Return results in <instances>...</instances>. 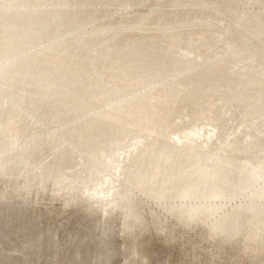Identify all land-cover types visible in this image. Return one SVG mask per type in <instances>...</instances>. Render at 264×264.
I'll return each mask as SVG.
<instances>
[{"label": "rangeland", "instance_id": "rangeland-1", "mask_svg": "<svg viewBox=\"0 0 264 264\" xmlns=\"http://www.w3.org/2000/svg\"><path fill=\"white\" fill-rule=\"evenodd\" d=\"M41 1L43 2L41 3ZM109 1L111 2L109 3ZM46 3L48 6L46 5ZM4 6L8 8L6 9L4 8ZM23 6H24V9H23ZM36 6H39V7L36 8ZM40 6H43V7H40ZM96 6H97V9H96ZM13 9L17 11L14 12ZM35 9L38 11H36ZM0 10H1L0 11V16H1L0 17V21H1L0 27L4 25L2 28H0V44H1L0 45V63H1L0 71L3 72V73L1 72L2 74L0 73L1 75L0 76V102L4 103V104L0 103V125H1L0 126V153H1L0 154V165L2 164V166H0V193L2 192V194H0V233H2L1 236L3 237L1 238L0 236V245L1 243H4L5 241L11 239V237L13 236L20 235V234L22 235L23 232L26 233L27 231V234L31 233V229L30 231H28L29 229L28 230H25V229L31 224L34 228L36 224L40 223L39 227H43L42 233L43 234L45 233L44 235L45 236L47 235L46 237H48L50 240L53 241L51 242L53 247L54 246L61 247L65 243L66 238H63V234L65 232H63L62 230L69 229L70 226H74V227L81 226V228L83 227L84 230L87 229L85 230L87 233L93 232V234L91 233L92 236L90 235V238L88 237L87 239L84 240V242L82 240L83 242L82 244H87L89 248L92 247L91 249L94 248V251H92V253H90L88 256L89 260L84 257L83 258L81 257L82 259L81 258L77 259L75 262H73L74 264H91L93 260L94 261L92 264H97V263L107 264L108 262H109L108 264H111V263L112 264L114 263L115 264H244V263L245 264H264V119H263L264 118V96H263L264 95V77H263L264 75V71H263L264 70V0H207V1L206 0H198V1L197 0L196 1L195 0H177V1L176 0H61V1L60 0H34V1L33 0H2L0 1ZM17 12L18 14H16ZM31 12L33 13L31 14ZM39 12H42V13H39ZM26 14H28L29 17ZM21 16L23 17L24 20L21 19L22 18ZM14 17H16V19ZM18 17L20 19H18ZM30 17H33V18H30ZM1 18L4 20H1ZM34 18L36 21L33 20ZM39 18L43 19L44 21L40 20ZM51 18L53 19V21L51 20ZM165 20H168V21H165ZM14 22L15 24L13 25ZM35 22H37L40 25V27L38 26L37 23L35 24ZM5 23L7 24L5 25ZM32 23L35 25H32ZM18 25L21 27H17ZM41 25L43 28H41ZM69 28L70 30H68ZM167 28L169 29L167 30ZM41 29H42V32H40ZM202 29L203 30L206 29V31L202 32ZM26 30L28 31V33ZM219 33L221 35H219ZM154 37L156 39H154ZM218 38L220 39L218 40ZM237 39H239L240 42ZM24 40L26 43H24ZM140 41H141V44H140ZM152 42L153 44L154 43L155 44L153 45ZM32 43H33V46H32ZM173 43H175V45ZM201 43L204 45L202 46ZM37 44H39L40 46L39 45L37 46ZM117 44L118 46H116ZM158 44L159 45L161 44L164 47H160L161 45L158 46ZM239 44L240 46H238ZM156 45L159 49L157 47H156L157 49L154 47ZM233 45H237V48L239 50L238 51L232 50L230 47H232ZM126 46L129 47L130 49L127 48ZM27 49L29 52H27ZM149 49H151L152 51ZM20 50L23 52H21ZM175 50L179 53H177ZM202 51H203V54H202ZM135 52L136 53L139 52V53L136 54ZM152 52L154 53V55ZM155 52H156V55H155ZM176 54H179V56ZM205 54H207L208 56H206ZM257 54L258 55L261 54L259 55L260 57ZM28 56L29 57L33 56V57L29 58ZM201 56L203 57L202 60H201ZM193 57H197V58L194 59ZM245 57L247 58V60H245L246 59ZM18 58L22 60L20 61V59ZM105 58L106 60L104 61ZM209 58H211V60ZM172 59H175V60H173L172 62ZM192 59L195 60L196 62L193 61ZM223 59L224 61H222ZM253 59L254 61L255 60L256 61L254 62ZM147 61L149 62L147 63ZM177 61L179 62V64L180 63L181 64L179 65ZM188 61L189 62L191 61V63L193 61V63L191 64ZM236 61H237V65L235 63ZM215 62L217 64L220 62L221 66L219 64L217 65ZM3 63H5L4 66L2 65ZM19 64H21L22 67ZM193 64L195 65L198 64L199 66L198 65L195 66ZM256 64L258 65V67H256L257 66ZM186 65H188V67H186ZM96 66H99V67L97 68ZM147 66L150 68H148ZM151 66L153 68H151ZM40 67H42V69ZM215 67L217 70L215 69ZM163 68H165L166 70L164 71ZM185 68L186 69L188 68V70H186ZM189 68H192L193 70ZM208 69H209V72L210 71H214V72H210V73L205 72V71H208ZM155 70L157 72L159 71L158 72L159 74H157ZM191 70L193 73L191 72ZM218 70H219V73H218ZM163 71L165 72V74ZM104 72L106 73L103 74ZM216 72L217 74H215ZM230 72L236 73V75L233 73L231 74ZM230 74L232 76H230ZM183 75L184 76L186 75V76L184 77ZM218 75H221L222 77ZM103 76L105 78H103ZM237 76L238 78H236ZM198 77L200 78L197 81ZM195 78L196 80H194ZM44 80H46V83ZM182 81H184L183 82L184 84L182 83ZM227 81L229 84L227 83ZM199 82H200V85H199ZM225 82H226V86L224 85ZM174 85H175V88L173 87ZM201 85H202V88H201ZM251 86H253L254 89L253 87L251 88ZM3 88H5V90ZM100 89L101 90L103 89V90L101 91ZM142 89H145V90L142 91ZM225 89L226 90L228 89V90L226 91ZM182 90L184 91L182 92ZM257 90L258 91L260 90V92H258ZM215 91L216 92L218 91V92L216 93ZM192 92L194 94H192ZM104 93L105 95H102ZM255 93L256 95L259 93L257 96L258 97L261 96L260 99L255 95ZM47 95L49 97H52V99L49 98ZM194 95H196V97H194ZM24 96L25 98H23ZM222 98H223V101H222ZM85 99L87 100V102ZM35 100L37 101L35 102ZM230 100H232L233 104L231 103ZM113 102H115L114 106H113ZM117 102L118 104L119 103L120 104L118 105ZM226 102L229 104H227ZM194 103L197 105H195ZM68 104L70 107L68 106ZM27 105L28 107H26ZM66 106H68L69 109ZM257 106L259 107L257 108ZM20 107L21 108L23 107V108L21 109ZM209 108H211V110ZM68 111L69 112L71 111V112L69 113ZM31 112L33 113L31 114ZM102 112L103 113L105 112V113L103 114ZM211 112H213L215 115ZM230 112L232 116L231 114H229ZM47 113L48 114L50 113V114L48 115ZM207 113L210 115H207ZM9 114L10 115L12 114V115L10 116ZM45 114H47V116ZM197 114L200 116H198ZM228 115L231 117H229ZM184 116L185 117L187 116V117L185 118ZM203 116L205 117L204 119H203ZM32 118L33 119L35 118V119L33 120ZM214 119L216 120L214 121ZM61 121L63 122V124ZM28 122L33 123V124H29ZM36 122H38V125ZM97 122L100 124H98ZM242 122H245V124ZM196 123L199 126L195 125ZM205 124L207 125L205 126ZM39 126H41L42 129ZM245 127L247 128L248 131L250 130L249 133ZM242 128L245 130H243ZM111 129L113 131H111ZM79 130L81 131V133ZM175 131H177V133ZM228 131L230 132L228 133ZM88 133L91 135L89 136ZM93 133L95 135H93ZM186 133L188 134L185 135ZM189 133H191L192 135ZM197 133L202 135V137ZM235 133L237 134L240 133L241 135L240 134L237 135ZM18 134H19V137H18ZM127 135L128 137H126ZM197 135H198V138H197ZM176 136L177 137L179 136V137L177 138ZM181 136L182 137L185 136V137L182 138ZM191 136H192V139H191ZM187 137H188V140H187ZM168 139H171V140H168ZM132 140H134V142H132ZM55 141L58 144H56ZM84 141L86 142L84 143ZM22 142L24 144H22ZM54 144L56 145L57 150ZM12 145H13V148H12ZM133 145L135 146V148ZM90 146H91V149H89ZM108 146H109V149H108ZM7 150H9L11 154ZM128 153H131V154L127 155ZM83 154L84 155L86 154V155L84 156ZM101 155H103L102 156L103 158L100 157ZM69 160L70 162L72 160V163H70ZM122 162L123 163L125 162V163L123 164ZM94 164L97 166L95 167ZM62 165L63 167H61ZM36 167H37V170H36ZM172 170L175 172H173ZM124 171H125V174H124ZM107 173L110 175L111 178L109 177V175L107 176ZM1 176L3 177L1 178ZM55 176L56 177L58 176V177L56 178ZM112 177L114 178V180L115 179L116 180L113 181ZM119 177H122V178L120 179ZM157 178H159V180ZM118 180H119V183H117ZM164 180L165 182L166 181L167 182L166 183L163 182ZM90 181L91 182L96 181V182L94 184L95 187H92V190L90 189L91 191L87 193L88 195L85 193L83 195L84 198L80 196V199L78 198L77 200L73 202L69 201L70 205L67 203L68 206L64 204L65 210H64L63 215L57 216L56 214H57L58 207L60 206V204L63 205V203H66V198L68 199L72 193L76 192V189L77 190L81 189L83 186L90 183ZM103 181L105 182L103 183ZM73 183H74V187H73ZM156 184H159V186ZM97 185L100 188L96 187ZM116 185H119V186L117 187ZM12 186L14 187L12 188ZM54 186L56 187V189ZM18 187L21 189H19ZM110 188L112 189L110 190ZM69 190H70V193H69ZM19 191H20V194H19ZM101 193L102 195H99ZM111 193L112 195L110 196ZM54 195L55 197H51ZM65 195H67L68 197ZM47 196H49L50 198H48ZM15 199H16V202H15ZM54 199H56V201ZM52 200H53V203H52ZM90 200H92L93 202ZM101 201H104L106 203H102ZM89 203L92 206H90ZM6 204L7 205L10 204V205L7 206ZM30 204H32L33 206H30ZM117 204L121 205V207L117 208L116 207ZM114 205L115 207H113ZM100 206H101V209H100ZM21 208H24V209H21ZM37 208L38 210H40V212H38ZM81 208L82 210H80ZM110 208H113V209L110 210ZM92 210L94 212L96 211L95 212L96 214ZM5 211L7 213H5ZM18 212H19V215H18ZM79 213L81 216H79ZM111 213L113 214L111 215ZM190 213L191 214L196 213V215L195 214L190 215ZM99 214H102V216ZM28 215L30 216L27 217ZM33 215H35V217ZM72 215L74 217H72ZM95 215L96 217L98 215V217L96 218ZM54 217L61 219L62 220L61 224L65 223V224H68V226L66 225L67 227L66 226L65 228L63 227L64 229L63 228L59 229L58 226L60 224L56 226L55 224L52 223V219ZM78 217H80L82 220L80 218L77 219ZM100 217H101V220H99ZM48 219H50V221ZM71 220L73 221V223ZM32 222H35V224H33ZM88 222L91 224L89 225ZM96 222L98 223L99 226H97ZM104 223L106 225L105 226L106 228L103 227ZM92 224H94L93 227H92ZM108 224H110V227L108 226ZM9 225H11V227ZM20 225L22 227L21 229H20ZM45 226H48L46 227L47 229H45ZM94 227L96 228L94 229ZM88 228L90 229L88 230ZM2 229H3V232H2ZM97 230L100 232H98ZM14 231L17 232L15 233L16 235L15 234L12 235ZM110 233H111V237L109 236ZM107 234L108 236H106ZM56 235H59L61 238ZM114 237L116 238L112 240ZM95 238L97 239L96 242H95L96 240ZM61 239L63 240V242H61L62 241ZM105 248H108L109 250ZM114 249L115 250L117 249L116 253ZM76 250L78 251L79 248L77 247L76 249H74L73 253L70 251L71 255L67 253L65 257L68 260H70L72 259V257H75V255L76 257L79 256L77 255L78 252H76ZM94 252L96 254H94ZM113 252L115 254H113ZM100 254L103 257L105 255L106 256L102 258V256H99ZM110 256H112V258ZM97 257H98V260L100 261L97 260ZM109 259L112 261H109ZM73 263H70V264H73Z\"/></svg>", "mask_w": 264, "mask_h": 264}, {"label": "bare ground", "instance_id": "bare-ground-1", "mask_svg": "<svg viewBox=\"0 0 264 264\" xmlns=\"http://www.w3.org/2000/svg\"><path fill=\"white\" fill-rule=\"evenodd\" d=\"M0 1H2V0H0ZM33 1H34V0H33ZM60 1H61V0H60ZM176 1H177V0H176ZM195 1H196V0H195ZM197 1H198V0H197ZM206 1H207V0H206ZM4 2H6V1H4ZM9 2H10V1H9ZM17 2H18V1H17ZM21 2H23V1H21ZM27 2H29V1H27ZM42 2H43V1H41V3H42ZM47 2H48V1H47ZM55 2H57V1H55ZM63 2H64V1H63ZM67 2H68V1H67ZM70 2H71V1H70ZM78 2H79V1H78ZM78 2H77V3H78ZM107 2H108V1H107ZM110 2H111V1H109V3H110ZM234 2H235V1H234ZM246 2H248V1H246ZM1 3H2V2H1ZM52 3H53V1H52ZM77 3H76V4H77ZM97 3H98V2H97ZM10 4H11V3H10ZM12 4H13V3H12ZM30 4H31V2H30ZM60 4H61V3H60ZM67 4H68V3H67ZM82 4H83V3H82ZM99 4H100V3H99ZM106 4H107V3H106ZM123 4H124V3H123ZM205 4H206V2H205ZM7 5H8V4H7ZM7 5H6V6H7ZM41 5H42V4H41ZM46 5H47V3H46ZM63 5H64V4H63ZM69 5H70V3H69ZM110 5H111V4H110ZM149 5H150V4H149ZM187 5H188V4H187ZM207 5H208V4H207ZM210 5H211V4H210ZM1 6H2V5H1ZM14 6H15V5H14ZM33 6H34V5H33ZM44 6H45V5H44ZM47 6H48V5H47ZM83 6H84V5H83ZM213 6H214V5H213ZM213 6H212V7H213ZM16 7H17V6H16ZM19 7H20V6H19ZM37 7H39V6H36V8H37ZM40 7H43V6H40ZM60 7H61V6H60ZM63 7H64V6H63ZM63 7H62V9H63ZM106 7H107V6H106ZM142 7H143V6H142ZM174 7H175V6H174ZM180 7H181V6H180ZM187 7H188V6H187ZM4 8H6V7L4 6ZM4 8H2V9H4ZM7 8H8V7H7ZM7 8H6V9H7ZM17 8H18V7H17ZM46 8H47V7H46ZM46 8H45V9H46ZM72 8H74V7H72ZM72 8H71V9H72ZM85 8H86V7H85ZM88 8H89V7H88ZM120 8H121V7H120ZM122 8H123V7H122ZM184 8H185V7H184ZM189 8H190V6H189ZM199 8H200V7H199ZM203 8H204V7H203ZM219 8H220V7H219ZM2 9H1V10H2ZM11 9H12V8H11ZM14 9H15V8H14ZM14 9H13V10H14ZM21 9H22V8H21ZM23 9H24V6H23ZM30 9H31V8H30ZM42 9H43V8H42ZM42 9H41V10H42ZM48 9H49V8H48ZM50 9H51V8H50ZM56 9H57V8H56ZM58 9H59V8H58ZM60 9H61V8H60ZM96 9H97V6H96ZM113 9H114V8H113ZM129 9H130V8H129ZM187 9H188V8H187ZM1 10H0V11H1ZM8 10H9V9H8ZM28 10H29V8H28ZM35 10H36V9H35ZM150 10H151V9H150ZM16 11H17V10H16ZM16 11L14 10V12H16ZM24 11H25V10H24ZM33 11H34V10H33ZM36 11H38V10H36ZM39 11H40V10H39ZM45 11H46V10H45ZM153 11H154V10H153ZM195 11H196V10H195ZM3 12H4V11H3ZM46 12H47V11H46ZM72 12H73V11H72ZM19 13H20V12H19ZM21 13H22V12H21ZM29 13H30V11H29ZM32 13H33V12H31V14H32ZM39 13H42V12H39ZM50 13H51V12H50ZM54 13H55V12H54ZM67 13H68V12H67ZM86 13H87V12H86ZM95 13H96V12H95ZM16 14H18V12H17ZM35 14H36V13H35ZM37 14H38V13H37ZM57 14H58V13H57ZM62 14H63V13H62ZM73 14H74V13H73ZM73 14H72V15H73ZM87 14H88V13H87ZM207 14H208V13H207ZM241 14H242V13H241ZM2 15H3V14H2ZM19 15H20V14H19ZM26 15L28 16V14H26ZM58 15H59V14H58ZM67 15H68V14H67ZM72 15H71V16H72ZM94 15H96V14H94ZM177 15H178V14H177ZM237 15H238V14H237ZM7 16H8V15H7ZM14 16H16V15H14ZM22 16H23V15H22ZM22 16H21V17H22ZM37 16H38V15H37ZM43 16H44V15H43ZM43 16H42V17H43ZM52 16H53V15H52ZM73 16H74V15H73ZM73 16H72V17H73ZM202 16H203V15H202ZM235 16H236V15H235ZM0 17H1V16H0ZM28 17H29V16H28ZM34 17H35V16H34ZM38 17H39V16H38ZM209 17H210V15H209ZM14 18L16 19V17H14ZM25 18H26V17H25ZM30 18H33V17H30ZM185 18H186V16H185ZM197 18H198V17H197ZM201 18H202V17H201ZM205 18H206V17H205ZM10 19H11V18H10ZM18 19H20V18L18 17ZM21 19H23V17H22ZM36 19H37V17H36ZM39 19H40V20H43V19H41V18H39ZM39 19H38V20H39ZM46 19H47V18H46ZM48 19H49V18H48ZM58 19H59V18H58ZM67 19H68V18H67ZM209 19H210V18H209ZM1 20H4V19L1 18ZM23 20H24V19H23ZM30 20H31V19H30ZM30 20H29V21H30ZM33 20H35V18H34ZM38 20H37V21H38ZM51 20L53 21L52 18H51ZM55 20H56V19H55ZM62 20H63V19H62ZM140 20H141V19H140ZM200 20H201V19H200ZM202 20H204V19H202ZM219 20H220V19H219ZM7 21H8V20H7ZM18 21H19V20H18ZM29 21H28V22H29ZM35 21H36V20H35ZM43 21H44V20H43ZM69 21H70V20H69ZM106 21H107V20H106ZM138 21H139V20H138ZM165 21H168V20H165ZM0 22H1V21H0ZM3 22H5V21H3ZM26 22H27V21H26ZM50 22H51V21H50ZM154 22H156V21H154ZM173 22H174V21H173ZM173 22H171V23H173ZM204 22H205V21H204ZM8 23H9V22H8ZM24 23H25V22H24ZM36 23H37V22H35V24H36ZM67 23H68V21H67ZM79 23H80V22H79ZM166 23H167V22H166ZM174 23H175V22H174ZM177 23H179V22H177ZM180 23H181V21H180ZM202 23H203V22H202ZM206 23H207V22H206ZM3 24H4V23H3ZM6 24H7V23H5V25H6ZM14 24H15V22L13 23V25H14ZM17 24H18V23H17ZM20 24H21V23H20ZM20 24H19V25H20ZM30 24H31V23H30ZM35 24L32 23V25H35ZM37 24H38V23H37ZM41 24H42V23H41ZM44 24H45V23H44ZM61 24H62V23H61ZM19 25H18L17 27H21V26H19ZM21 25H22V24H21ZM32 25H31V26H32ZM42 25H43V24H42ZM42 25H41V28H43ZM57 25H58V24H57ZM72 25H73V24H72ZM92 25H93V24H92ZM3 26H4V25H3ZM3 26H1L0 28H2ZM27 26H28V24H27ZM27 26H26V27H27ZM38 26L40 27L39 24H38ZM53 26H54V25H53ZM55 26H56V25H55ZM68 26H69V25H68ZM124 26H125V25H124ZM127 26H129V25H127ZM158 26H159V25H158ZM6 27H7V26H6ZM44 27H46V26H44ZM60 27H61V26H60ZM121 27H122V26H121ZM130 27H131V26H130ZM211 27H212V26H211ZM28 28H30V27H28ZM66 28H68V27H66ZM87 28H88V27H87ZM108 28H109V27H108ZM164 28H165V26H164ZM24 29H25V28H24ZM32 29H33V28H32ZM56 29H57V28H56ZM118 29H119V28H118ZM168 29H169V28H167V30H168ZM4 30H5V29H4ZM13 30H14V29H13ZM54 30H55V28H54ZM68 30H70V28H69ZM78 30H79V29H78ZM85 30H86V29H85ZM170 30H171V29H170ZM174 30H175V29H174ZM2 31H3V30H2ZM26 31H27V30H26ZM32 31H33V30H32ZM64 31H65V30H64ZM99 31H100V30H99ZM104 31H105V30H104ZM108 31H109V30H108ZM126 31H127V30H126ZM204 31H206V29H205V30L202 29V32H204ZM208 31H209V30H208ZM3 32H4V31H3ZM9 32H10V31H9ZM18 32H19V31H18ZM35 32H36V31H35ZM40 32H42V29H41ZM48 32H49V31H48ZM85 32H86V31H85ZM179 32H181V31H179ZM179 32H178V34H179ZM212 32H214V31H212ZM216 32H217V31H216ZM219 32H220V31H219ZM27 33H28V31H27ZM52 33H53V32H52ZM55 33H56V31H55ZM94 33H95V32H94ZM207 33H208V32H207ZM207 33H206V34H207ZM225 33H226V32H225ZM8 34H9V33H8ZM8 34H7V35H8ZM32 34H33V33H32ZM97 34H98V33H97ZM175 34H176V32H175ZM199 34H200V33H199ZM201 34H202V33H201ZM211 34H212V33H211ZM213 34H214V33H213ZM47 35H48V34H47ZM69 35H70V34H69ZM72 35H73V34H72ZM72 35H71V36H72ZM130 35H132V34H130ZM219 35H221V34L219 33ZM14 36H15V35H14ZM22 36H23V35H22ZM33 36H34V35H33ZM36 36H37V35H36ZM66 36H67V35H66ZM75 36H76V35H75ZM176 36H177V35H176ZM208 36H209V35H208ZM211 36H212V35H211ZM214 36H215V35H214ZM224 36H225V35H224ZM1 37H2V36H1ZM10 37H11V35H10ZM38 37H39V36H38ZM73 37H74V36H73ZM113 37H114V36H113ZM206 37H207V36H206ZM217 37H218V36H217ZM8 38H9V37H8ZM26 38H28V37H26ZM35 38H36V37H35ZM39 38H40V37H39ZM60 38H61V37H60ZM60 38H59V39H60ZM64 38H66V37H64ZM158 38H159V37H158ZM15 39H16V37H15ZM19 39H20V38H19ZM31 39H32V38H31ZM33 39H34V38H33ZM120 39H121V38H120ZM138 39H139V38H138ZM141 39H142V38H141ZM154 39H156V38L154 37ZM166 39H167V38H166ZM178 39H179V38H178ZM200 39H201V38H200ZM204 39H206V38H204ZM214 39H215V38H214ZM219 39H220V38H218V40H219ZM222 39H223V38H222ZM87 40H88V39H87ZM111 40H112V39H111ZM121 40H122V39H121ZM161 40H162V39H161ZM170 40H172V39H170ZM192 40H193V39H192ZM212 40H213V39H212ZM226 40H227V39H226ZM237 40L239 41V39H237ZM77 41H78V40H77ZM138 41H139V40H138ZM206 41H207V40H206ZM220 41H222V40H220ZM229 41H230V39H229ZM234 41H235V40H234ZM6 42H8V41H6ZM17 42H18V41H17ZM21 42H23V41H21ZM37 42H38V41H37ZM50 42H51V41H50ZM149 42H150V41H149ZM162 42H163V41H162ZM198 42H199V40H198ZM224 42H225V41H224ZM226 42H227V41H226ZM239 42H240V41H239ZM2 43H3V42H2ZM13 43H14V42H13ZM24 43H26L25 40H24ZM29 43H30V42H29ZM79 43H80V42H79ZM115 43H116V42H115ZM119 43H120V41H119ZM125 43H126V42H125ZM127 43H128V42H127ZM131 43H132V42H131ZM131 43H130V44H131ZM147 43H148V42H147ZM211 43H212V41H211ZM218 43H219V41H218ZM222 43H223V42H222ZM232 43H233V42H232ZM56 44H57V43H56ZM134 44H135V43H134ZM134 44H133V45H134ZM140 44H141V41H140ZM143 44H144V43H143ZM152 44H153V42H152ZM154 44H155V43H154ZM154 44H153V45H154ZM162 44H163V43H162ZM173 44L175 45V43H173ZM191 44H192V43H191ZM237 44H238V43H237ZM241 44H242V43H241ZM0 45H1V44H0ZM18 45H19V44H18ZM38 45H39V44H37V46H38ZM94 45H95V44H94ZM123 45H124V44H123ZM128 45H129V44H128ZM160 45H161V44H160ZM160 45L158 44V46H160ZM171 45H172V44H171ZM201 45L203 46L204 44L201 43ZM214 45H215V44H214ZM223 45H224V44H223ZM229 45H231V44H229ZM249 45H250V44H249ZM32 46H33V43H32ZM39 46H40V45H39ZM116 46H118V44H117ZM129 46H130V45H129ZM131 46H132V45H131ZM196 46H197V45H196ZM198 46H199V45H198ZM216 46H217V45H216ZM238 46H240V44H239ZM23 47H24V46H23ZM69 47H70V46H69ZM87 47H88V46H87ZM120 47H121V46H120ZM126 47H127V46H126ZM154 47L156 48L157 45L154 46ZM160 47H164V46L161 45ZM173 47H174V46H173ZM200 47H201V46H200ZM200 47H199V48H200ZM246 47H247V46H246ZM25 48H26V47H25ZM47 48H48V47H47ZM80 48H81V47H80ZM84 48H85V47H84ZM116 48H117V47H116ZM124 48H125V47H124ZM127 48H129V47H127ZM127 48H126V49H127ZM148 48H149V47H148ZM148 48H147V49H148ZM157 48H158V47H157ZM157 48H156V49H157ZM167 48H168V47H167ZM179 48H180V47H179ZM201 48H202V47H201ZM205 48H206V47H205ZM225 48H226V47H225ZM230 48H231L232 50H235V51H238V50H239V49L237 48V45H233V46L230 47ZM4 49H5V48H4ZM8 49H9V48H8ZM63 49H64V48H63ZM76 49H77V48H76ZM117 49H118V48H117ZM129 49H130V48H129ZM144 49H145V48H144ZM158 49H159V48H158ZM169 49H170V48H169ZM211 49H212V48H211ZM215 49H216V48H215ZM217 49H218V48H217ZM231 49H230V50H231ZM2 50H3V49H2ZM16 50H17V49H16ZM65 50H66V49H65ZM133 50H134V49H133ZM149 50H151V49H149ZM149 50H148V51H149ZM230 50H229V51H230ZM20 51H21V50H20ZM20 51H19V52H20ZM83 51H84V50H83ZM129 51H130V50H129ZM142 51H143V50H142ZM146 51H147V50H146ZM151 51H152V50H151ZM161 51H162V50H161ZM175 51H176V50H175ZM182 51H183V50H182ZM246 51H248V50H246ZM260 51H261V50H260ZM21 52H23V51H21ZM27 52H29L28 49H27ZM46 52H47V51H46ZM49 52H50V51H49ZM66 52H67V51H66ZM75 52H76V50H75ZM101 52H102V51H101ZM120 52H121V51H120ZM127 52H128V50H127ZM132 52H133V51H132ZM176 52H177V51H176ZM185 52H186V51H185ZM194 52H195V50H194ZM243 52H244V51H243ZM50 53H51V52H50ZM94 53H95V52H94ZM135 53H136V52H135ZM137 53H139V52H137ZM137 53H136V54H137ZM145 53H146V52H145ZM152 53H153V52H152ZM177 53H179V52H177ZM214 53H215V52H214ZM236 53H238V52H236ZM244 53H245V52H244ZM5 54H6V53H5ZM9 54H10V52H9ZM9 54H7V55H9ZM12 54H13V53H12ZM25 54H26V53H25ZM78 54H79V53H78ZM88 54H89V53H88ZM103 54H104V53H103ZM112 54H113V53H112ZM133 54H134V53H133ZM148 54H149V53H148ZM166 54H167V52H166ZM169 54H170V53H169ZM182 54H183V53H182ZM184 54H185V53H184ZM195 54H196V53H195ZM200 54H201V53H200ZM200 54H199V55H200ZM202 54H203V51H202ZM215 54H216V53H215ZM225 54H226V53H225ZM225 54H224V55H225ZM1 55H2V54H1ZM7 55H6V56H7ZM40 55H41V54H40ZM143 55H144V54H143ZM153 55H154V53H153ZM155 55H156V52H155ZM157 55H158V54H157ZM159 55H160V54H159ZM170 55H171V54H170ZM170 55H169V56H170ZM176 55L179 56V54H176ZM176 55H174V56H176ZM196 55H197V54H196ZM205 55L208 56L207 54H205ZM219 55H220V54H219ZM257 55H258V54H257ZM259 55H261V54H259ZM259 55H258V56H259ZM14 56H15V55H14ZM18 56H19V55H18ZM35 56H36V55H35ZM98 56H99V54H98ZM105 56H107V55H105ZM105 56H104V57H105ZM126 56H127V55H126ZM136 56H137V55H136ZM145 56H146V55H145ZM148 56H149V55H148ZM148 56H147V57H148ZM202 56H203V55H202ZM202 56H201V60H202V58H203ZM206 56H205V57H206ZM210 56H211V55H210ZM217 56H218V55H217ZM225 56H226V55H225ZM228 56H229V55H228ZM237 56H238V55H237ZM254 56H255V55H254ZM15 57H16V56H15ZM23 57H24V56H23ZM25 57H26V55H25ZM28 57H29V56H28ZM32 57H33V56H32ZM32 57H29V58H32ZM60 57H61V56H60ZM108 57H109V56H108ZM128 57H129V56H128ZM151 57H152V56H151ZM170 57H171V56H170ZM205 57H204V58H205ZM221 57H222V56H221ZM233 57H234V56H233ZM246 57H247V56H246ZM246 57H245V58H246ZM249 57H250V56H249ZM259 57H260V56H259ZM261 57H262V56H261ZM1 58H2V57H1ZM8 58H9V57H8ZM48 58H49V57H48ZM63 58H64V57H63ZM88 58H89V57H88ZM106 58H107V57H106ZM106 58L104 59V61L106 60ZM116 58H117V57H116ZM125 58H126V57H125ZM135 58H136V57H135ZM143 58H144V57H143ZM156 58H157V57H156ZM180 58H181V57H180ZM191 58H192V57H191ZM193 58L196 59L197 57H193ZM219 58H220V57H219ZM222 58H223V57H222ZM226 58H227V57H226ZM234 58H235V57H234ZM234 58H233V60H234ZM242 58H243V57H242ZM242 58H241V59H242ZM252 58H253V57H252ZM256 58H257V57H256ZM3 59H4V58H3ZM16 59H17V58H16ZM18 59H20V58H18ZM43 59H44V58H43ZM144 59H145V58H144ZM164 59H165V58H164ZM185 59H186V58H185ZM187 59H188V58H187ZM209 59L211 60V58H209ZM209 59H208V60H209ZM227 59H228V58H227ZM237 59H238V58H237ZM254 59H255V58H254ZM254 59H253V61H254ZM261 59H262V58H261ZM8 60H9V59H8ZM12 60H13V59H12ZM21 60H22V59H20V61H21ZM60 60H61V59H60ZM77 60H78V59H77ZM123 60H124V59H123ZM140 60H141V59H140ZM146 60H147V59H146ZM173 60H175V59H172V62H173ZM192 60H193V59H192ZM203 60H204V59H203ZM213 60H215V59H213ZM239 60H240V59H239ZM245 60H247V58H246ZM259 60H260V59H259ZM4 61H5V60H4ZM4 61H3V62H4ZM13 61H14V60H13ZM58 61H59V60H58ZM125 61H126V60H125ZM130 61H131V60H130ZM136 61H137V60H136ZM149 61H150V60H149ZM149 61H147V63H148ZM160 61H161V60H160ZM164 61H165V60H164ZM164 61H163V62H164ZM170 61H171V59H170ZM193 61H195V60H193ZM193 61H192V63H193ZM222 61H224V59H223ZM243 61H244V60H243ZM250 61H251V60H250ZM255 61H256V60H255ZM255 61H254V62H255ZM8 62H10V61H8ZM44 62H45V61H44ZM123 62H124V61H123ZM165 62H166V61H165ZM177 62H178V61H177ZM182 62H183V61H182ZM188 62H189V61H188ZM195 62H196V61H195ZM195 62H194V63H195ZM197 62H198V61H197ZM204 62H206V61H204ZM209 62H210V61H209ZM213 62H214V61H213ZM213 62H212V64H213ZM227 62H228V61H227ZM231 62H232V61H231ZM240 62H241V61H240ZM251 62H252V61H251ZM257 62H258V61H257ZM55 63H56V62H55ZM58 63H59V62H58ZM85 63H86V62H85ZM89 63H90V62H89ZM135 63H136V62H135ZM137 63H138V62H137ZM151 63H152V62H151ZM158 63H159V61H158ZM161 63H162V62H161ZM170 63H171V62H170ZM170 63H169V64H170ZM189 63H191V61H190ZM189 63H188V64H189ZM192 63H191V64H192ZM198 63H199V62H198ZM215 63H216V62H215ZM223 63H224V62H223ZM232 63H233V62H232ZM232 63H231V65H232ZM235 63H236V65H237V61H236ZM252 63H253V62H252ZM0 64H1V63H0ZM4 64H5V63H3L2 65L4 66ZM126 64H127V63H126ZM130 64H131V63H130ZM162 64H163V63H162ZM178 64H179V62H178ZM180 64H181V63H180ZM180 64H179V65H180ZM186 64H187V63H186ZM203 64H204V63H203ZM216 64H217V63H216ZM218 64L220 65V62H219ZM218 64H217V65H218ZM233 64H234V63H233ZM238 64H239V63H238ZM257 64H258V63H257ZM257 64H256V65H257ZM9 65H10V64H9ZM11 65H12V64H11ZM19 65H21V64H19ZM100 65H101V64H100ZM141 65H142V63H141ZM150 65H151V64H150ZM156 65H157V64H156ZM159 65H160V64H159ZM184 65H185V63H184ZM193 65H195V64H193ZM197 65H198V64H197ZM197 65H195V66H197ZM231 65H230V66H231ZM247 65H248V64H247ZM254 65H255V63H254ZM26 66H27V65H26ZM72 66H73V65H72ZM78 66H79V65H78ZM82 66H84V65H82ZM89 66H90V65H89ZM91 66H92V65H91ZM145 66H146V65H145ZM154 66H155V65H154ZM163 66H164V65H163ZM163 66H162V67H163ZM166 66H168V65H166ZM176 66H177V65H176ZM191 66H192V65H191ZM198 66H199V65H198ZM203 66H204V65H203ZM205 66H206V64H205ZM212 66H213V65H212ZM220 66H221V65H220ZM238 66H239V65H238ZM238 66H237V67H238ZM242 66H243V65H242ZM245 66H246V65H245ZM245 66H244V67H245ZM248 66H249V65H248ZM252 66H253V65H252ZM252 66H251V67H252ZM262 66H263V64H262ZM21 67H22V65H21ZM27 67H28V66H27ZM94 67H95V66H94ZM96 67L98 68L99 66H96ZM105 67H106V66H105ZM147 67H148V66H147ZM160 67H161V66H160ZM186 67H188V65H186ZM216 67H217V66H216ZM216 67H215V69H216ZM246 67H247V66H246ZM256 67H258V65H257ZM1 68H2V67H1ZM6 68H7V66H6ZM19 68H20V67H19ZM40 68L42 69V67H40ZM44 68H45V67H44ZM114 68H115V67H114ZM141 68H143V67H141ZM148 68H150V67H148ZM151 68H153V67L151 66ZM154 68H155V67H154ZM158 68H159V67H158ZM177 68H178V67H177ZM177 68H176V69H177ZM183 68H184V67H183ZM193 68H194V67H193ZM197 68H199V67H197ZM204 68H205V67H204ZM232 68H233V67H232ZM235 68H236V67H235ZM254 68H255V66H254ZM15 69H16V67H15ZM24 69H25V68H24ZM35 69H36V68H35ZM85 69H86V68H85ZM136 69H137V68H136ZM163 69H164V71L166 70L165 68H163ZM163 69H162V70H163ZM169 69H170V67H169ZM185 69H186V68H185ZM189 69H192V68H189ZM195 69H196V68H195ZM200 69H201V68H200ZM224 69H225V67H224ZM247 69H248V68H247ZM250 69H251V68H250ZM8 70H9V69H8ZM17 70H18V69H17ZM17 70H16V71H17ZM54 70H55V69H54ZM145 70H146V69H145ZM157 70H158V69H157ZM171 70H172V69H171ZM186 70H188V68H187ZM192 70H193V69H192ZM192 70H191V72H192ZM216 70H217V69H216ZM229 70H230V69H229ZM234 70H235V69H234ZM243 70H244V69H243ZM251 70H252V69H251ZM253 70H254V69H253ZM257 70H258V69H257ZM30 71H31V70H30ZM41 71H42V70H41ZM74 71H75V70H74ZM104 71H105V70H104ZM155 71H156V70H155ZM164 71H163V72H164ZM189 71H190V70H189ZM223 71H224V70H223ZM227 71H228V70H227ZM231 71H232V70H231ZM244 71H245V70H244ZM263 71H264V70H263ZM1 72H2V71H0V73H1ZM43 72H44V71H43ZM84 72H85V71H84ZM99 72H100V71H99ZM125 72H126V71H125ZM146 72H147V71H146ZM156 72H157V71H156ZM158 72H159V71H158ZM158 72H157V74H159ZM183 72H184V70H183ZM205 72H209V69H208V71H205ZM210 72H214V71H210ZM210 72H209V73H210ZM220 72H221V71H220ZM233 72H234V71H233ZM233 72H232V73H233ZM2 73H3V72H2ZM2 73H1V74H2ZM33 73H34V72H33ZM45 73H46V72H45ZM105 73H106V72H104L103 74H105ZM134 73H135V72H134ZM152 73H153V72H152ZM179 73H180V72H179ZM192 73H193V72H192ZM200 73H201V71H200ZM218 73H219V70H218ZM230 73H231V72H230ZM232 73H231V74H232ZM252 73H253V72H252ZM254 73H255V72H254ZM43 74H44V73H43ZM84 74H85V73H84ZM96 74H97V72H96ZM101 74H102V73H101ZM164 74H165V72H164ZM183 74H184V73H183ZM185 74H186V73H185ZM197 74H198V73H197ZM212 74H213V73H212ZM215 74H217V72H216ZM228 74H229V72H228ZM231 74H230V76H232ZM233 74L236 75V73H233ZM243 74H244V73H243ZM256 74H257V73H256ZM6 75H7V74H6ZM8 75H9V74H8ZM30 75H31V74H30ZM44 75H45V74H44ZM62 75H63V74H62ZM76 75H77V74H76ZM136 75H137V74H136ZM142 75H143V74H142ZM178 75H179V74H178ZM180 75H181V74H180ZM194 75H196V74H194ZM0 76H1V75H0ZM9 76H10V75H9ZM47 76H48V75H47ZM79 76H80V75H79ZM106 76H107V75H106ZM123 76H124V75H123ZM147 76H148V75H147ZM168 76H169V75H168ZM183 76H184V75H183ZM185 76H186V75H185ZM185 76H184V77H185ZM198 76H199V75H198ZM200 76H201V75H200ZM218 76H221V75H218ZM223 76H224V75H223ZM244 76H245V75H244ZM246 76H247V75H246ZM17 77H18V76H17ZM37 77H38V76H37ZM92 77H93V76H92ZM150 77H151V75H150ZM159 77H160V76H159ZM162 77H163V76H162ZM174 77H175V76H174ZM209 77H210V76H209ZM221 77H222V76H221ZM228 77H229V76H228ZM247 77H248V76H247ZM263 77H264V75H263ZM103 78H105V77L103 76ZM155 78H156V77H155ZM199 78H200V77L197 78V81H198ZM217 78H218V77H217ZM229 78H230V77H229ZM236 78H238V76H237ZM236 78H234V79H236ZM2 79H4V78H2ZM2 79H1V80H2ZM79 79H80V78H79ZM108 79H109V78H108ZM152 79H153V78H152ZM176 79H177V78H176ZM210 79H211V78H210ZM210 79H209V80H210ZM212 79H213V78H212ZM221 79H222V78H221ZM251 79H252V78H251ZM256 79H257V77H256ZM38 80H39V79H38ZM40 80H41V79H40ZM49 80H50V79H49ZM55 80H56V79H55ZM64 80H65V79H64ZM130 80H131V79H130ZM163 80H164V79H163ZM184 80H185V79H184ZM194 80H196V78H195ZM201 80H202V79H201ZM215 80H216V79H215ZM227 80H228V79H227ZM232 80H233V79H232ZM27 81H28V80H27ZM44 81H45V83H46V80H44ZM61 81H62V79H61ZM101 81H102V80H101ZM117 81H118V80H117ZM190 81H191V80H190ZM216 81H217V80H216ZM220 81H221V80H220ZM225 81H226V80H225ZM255 81H256V80H255ZM5 82H6V81H5ZM17 82H18V81H17ZM31 82H32V81H31ZM53 82H54V80H53ZM126 82H127V81H126ZM163 82H164V81H163ZM167 82H168V81H167ZM183 82H184V81H182V83H183ZM202 82H203V81H202ZM202 82H201V83H202ZM217 82H218V81H217ZM231 82H233V81H231ZM258 82H259V81H258ZM45 83H44V84H45ZM57 83H58V82H57ZM60 83H61V82H60ZM81 83H82V82H81ZM109 83H110V81H109ZM122 83H123V82H122ZM122 83H121V84H122ZM129 83H131V82H129ZM141 83H142V82H141ZM153 83H154V82H153ZM182 83H181V84H182ZM227 83H228V81H227ZM253 83H254V82H253ZM1 84H2V83H1ZM8 84H9V83H8ZM13 84H14V83H13ZM83 84H84V83H83ZM183 84H184V83H183ZM192 84H193V83H192ZM228 84H229V83H228ZM40 85H41V84H40ZM61 85H63V84H61ZM81 85H82V84H81ZM132 85H133V84H132ZM162 85H163V84H162ZM186 85H187V84H186ZM199 85H200V82H199ZM224 85L226 86V82L224 83ZM231 85H232V84H231ZM252 85H253V84H252ZM5 86H6V85H5ZM54 86H55V85H54ZM77 86H78V85H77ZM101 86H102V85H101ZM111 86H112V85H111ZM130 86H131V85H130ZM152 86H153V85H152ZM170 86H171V85H170ZM189 86H190V85H189ZM189 86H188V87H189ZM213 86H214V85H213ZM234 86H235V85H234ZM1 87H3V86H1ZM23 87H25V86H23ZM48 87H50V86H48ZM63 87H64V86H63ZM81 87H82V86H81ZM81 87H80V88H81ZM144 87H145V86H144ZM173 87L175 88V85H174ZM180 87H181V86H180ZM184 87H185V86H184ZM191 87H192V86H191ZM207 87H208V86H207ZM211 87H212V86H211ZM211 87H210V88H211ZM214 87H215V86H214ZM214 87H213V88H214ZM220 87H221V85H220ZM222 87H223V86H222ZM252 87H253V86H251V88H252ZM20 88H21V87H20ZM39 88H40V87H39ZM69 88H70V87H69ZM73 88H74V87H73ZM91 88H92V87H91ZM91 88H90V89H91ZM170 88H171V87H170ZM174 88H173V89H174ZM201 88H202V85H201ZM217 88H218V87H217ZM227 88H228V87H227ZM258 88H259V87H258ZM258 88H257V89H258ZM3 89L5 90V88H3ZM7 89H8V88H7ZM59 89H60V88H59ZM64 89H65V88H64ZM66 89H67V88H66ZM93 89H94V88H93ZM108 89H109V88H108ZM171 89H172V88H171ZM176 89H177V88H176ZM196 89H197V87H196ZM196 89H195V90H196ZM231 89H232V88H231ZM247 89H248V88H247ZM253 89H254V87H253ZM260 89H261V88H260ZM48 90H49V89H48ZM48 90H47V91H48ZM80 90H81V89H80ZM100 90H101V89H100ZM102 90H103V89H102ZM102 90H101V91H102ZM118 90H119V89H118ZM143 90H145V89H142V91H143ZM184 90H185V89H184ZM184 90H182V92H183ZM188 90H189V89H188ZM192 90H193V89H192ZM209 90H210V89H209ZM211 90H212V89H211ZM220 90H221V88H220ZM220 90H219V91H220ZM225 90H226V89H225ZM225 90H224V91H225ZM227 90H228V89H227ZM227 90H226V91H227ZM255 90H256V89H255ZM12 91H13V90H12ZM16 91H17V90H16ZM21 91H22V90H21ZM52 91H53V90H52ZM67 91H68V90H67ZM179 91H180V90H179ZM222 91H223V90H222ZM247 91H248V90H247ZM253 91H254V90H253ZM257 91H258V90H257ZM18 92H19V91H18ZM22 92H23V91H22ZM65 92H66V91H65ZM76 92H77V91H76ZM121 92H122V91H121ZM124 92H125V91H124ZM124 92H123V94H124ZM163 92H164V91H163ZM180 92H181V91H180ZM206 92H207V91H206ZM206 92H205V93H206ZM211 92H212V91H211ZM211 92H210V93H211ZM215 92H216V91H215ZM217 92H218V91H217ZM217 92H216V93H217ZM229 92H230V91H229ZM258 92H260V90H259ZM1 93H2V92H1ZM37 93H38V92H37ZM47 93H48V92H47ZM72 93H73V92H72ZM79 93H80V92H79ZM106 93H107V92H106ZM111 93H112V92H111ZM175 93H176V92H175ZM2 94H3V93H2ZM19 94H20V93H19ZM39 94H40V93H39ZM62 94H63V93H62ZM90 94H91V93H90ZM130 94H132V93H130ZM183 94H184V93H183ZM192 94H194V93L192 92ZM248 94H249V93H248ZM248 94H247V95H248ZM258 94H259V93H258ZM258 94H257V95H258ZM35 95H37V94H35ZM56 95H57V94H56ZM65 95H66V94H65ZM65 95H64V96H65ZM71 95H72V94H71ZM74 95H75V94H74ZM93 95H94V94H93ZM102 95H105V93L102 94ZM107 95H108V94H107ZM109 95H110V94H109ZM127 95H128V94H127ZM150 95H151V94H150ZM210 95H211V94H210ZM243 95H244V94H243ZM255 95H256V93H255ZM257 95H256V96H257ZM1 96H2V95H1ZM7 96H8V95H7ZM17 96H19V95H17ZM47 96H48V95H47ZM97 96H98V95H97ZM128 96H129V95H128ZM230 96H231V95H230ZM238 96H239V95H238ZM263 96H264V95H263ZM263 96H262V97H263ZM3 97H4V95H3ZM36 97H37V96H36ZM48 97H49V96H48ZM82 97H83V96H82ZM88 97H89V96H88ZM99 97H100V96H99ZM165 97H166V96H165ZM171 97H172V96H171ZM194 97H196V95H194ZM214 97H215V96H214ZM231 97H232V96H231ZM236 97H237V96H236ZM242 97H243V96H242ZM257 97H258V96H257ZM257 97H256V98H257ZM260 97H261V96H259L258 98L260 99ZM23 98H25V96H24ZM38 98H39V97H38ZM49 98L52 99V97H49ZM71 98H72V97H71ZM101 98H102V97H101ZM122 98H123V97H122ZM162 98H163V97H162ZM188 98H189V97H188ZM192 98H193V97H192ZM204 98H206V97H204ZM220 98H221V96H220ZM220 98H219V99H220ZM224 98H225V97H224ZM229 98H230V97H229ZM229 98H228V100H229ZM234 98H235V97H234ZM7 99H8V98H7ZM36 99H37V98H36ZM65 99H66V98H65ZM73 99H74V98H73ZM117 99H119V98H117ZM120 99H121V97H120ZM158 99H159V98H158ZM196 99H197V98H196ZM217 99H218V98H217ZM231 99H233V98H231ZM241 99H242V98H241ZM259 99H258V100H259ZM5 100H6V99H5ZM10 100H11V99H10ZM25 100H26V99H25ZM40 100H41V99H40ZM48 100H49V99H48ZM85 100H86V99H85ZM145 100H146V99H145ZM183 100H184V99H183ZM183 100H182V101H183ZM193 100H194V99H193ZM199 100H200V98H199ZM207 100H209V99H207ZM224 100H225V99H224ZM246 100H247V99H246ZM252 100H253V99H252ZM15 101H16V100H15ZM33 101H34V100H33ZM36 101H37V100H35V102H36ZM46 101H47V100H46ZM56 101H57V100H56ZM62 101H63V100H62ZM89 101H90V100H89ZM92 101H93V100H92ZM108 101H109V100H108ZM147 101H148V100H147ZM161 101H162V100H161ZM161 101H160V102H161ZM195 101H196V100H195ZM205 101H206V100H205ZM212 101H213V100H212ZM222 101H223V98H222ZM230 101H231V103L233 104L232 100H230ZM4 102H5V101H4ZM27 102H28V101H27ZM35 102H34V103H35ZM38 102H39V101H38ZM43 102H44V101H43ZM72 102H73V101H72ZM86 102H87V100H86ZM98 102H99V101H98ZM115 102H116V101H115ZM115 102H113V106H114V103H115ZM120 102H121V101H120ZM158 102H159V101H158ZM165 102H166V101H165ZM174 102H175V100H174ZM177 102H178V101H177ZM190 102H191V101H190ZM190 102H189V104H190ZM215 102H216V101H215ZM219 102H220V100H219ZM227 102H228V101H227ZM227 102H226V103H227ZM241 102H242V101H241ZM253 102H254V101H253ZM253 102H252V104H253ZM259 102H260V101H259ZM0 103H1V102H0ZM45 103H47V102H45ZM45 103H43V104H45ZM89 103H90V102H89ZM89 103H88V104H89ZM91 103H92V102H91ZM122 103H123V102H122ZM145 103H146V102H145ZM191 103H192V102H191ZM204 103H205V102H204ZM207 103H208V102H207ZM247 103H248V101H247ZM256 103H257V102H256ZM256 103H255V105H256ZM1 104H4V103H1ZM20 104H21V103H20ZM23 104H25V103H23ZM102 104H103V103H102ZM105 104H106V103H105ZM109 104H110V103H109ZM117 104H118V102H117ZM119 104H120V103H119ZM119 104H118V105H119ZM189 104H188V105H189ZM194 104H195V103H194ZM194 104H193V105H194ZM200 104H201V103H200ZM212 104H213V103H212ZM215 104H216V103H215ZM219 104H220V103H219ZM227 104H229V103H227ZM232 104H231V105H232ZM252 104H251V105H252ZM258 104H260V103H258ZM9 105H11V104H9ZM91 105H92V104H91ZM103 105H104V104H103ZM110 105H111V104H110ZM142 105H143V104H142ZM175 105H176V104H175ZM193 105H192V106H193ZM195 105H197V104H195ZM201 105H202V104H201ZM203 105H204V104H203ZM210 105H211V104H210ZM20 106H21V105H20ZM29 106H30V104H29ZM61 106H62V105H61ZM68 106H69V104H68ZM68 106H66V107H68ZM73 106H74V105H73ZM107 106H108V105H107ZM113 106H112V107H113ZM122 106H124V105H122ZM130 106H132V105H130ZM213 106H214V105H213ZM227 106H228V105H227ZM15 107H16V106H15ZM15 107H14V108H15ZM17 107H18V106H17ZM26 107H28V105H27ZM37 107H38V106H37ZM69 107H70V106H69ZM69 107H68V109H69ZM105 107H106V105H105ZM105 107H104V108H105ZM109 107H110V106H109ZM136 107H137V105H136ZM174 107H175V106H174ZM183 107H184V106H183ZM185 107H187V106H185ZM206 107H207V106H206ZM225 107H226V106H225ZM245 107H246V106H245ZM249 107H250V106H249ZM258 107H259V106H257V108H258ZM8 108H9V107H8ZM20 108H21V107H20ZM22 108H23V107H22ZM22 108H21V109H22ZM30 108H32V107H30ZM97 108H98V107H97ZM102 108H103V107H102ZM130 108H131V107H130ZM134 108H135V107H134ZM138 108H139V107H138ZM157 108H158V107H157ZM166 108H167V107H166ZM179 108H180V107H179ZM188 108H189V107H188ZM201 108H202V107H201ZM207 108H208V107H207ZM214 108H215V107H214ZM216 108H217V107H216ZM218 108H219V107H218ZM220 108H221V107H220ZM226 108H227V107H226ZM85 109H86V108H85ZM91 109H92V108H91ZM120 109H121V108H120ZM180 109H181V108H180ZM195 109H196V108H195ZM199 109H200V108H199ZM204 109H205V108H204ZM209 109L211 110V108H209ZM227 109H228V108H227ZM227 109H226V110H227ZM230 109H231V107H230ZM261 109H262V108H261ZM2 110H3V109H2ZM16 110H17V109H16ZM37 110H38V109H37ZM39 110H40V109H39ZM49 110H50V109H49ZM72 110H73V109H72ZM101 110H103V109H101ZM117 110H118V108H117ZM130 110H131V109H130ZM159 110H160V109H159ZM167 110H168V109H167ZM190 110H191V109H190ZM192 110H193V109H192ZM220 110H221V109H220ZM226 110H225V111H226ZM255 110H256V108H255ZM14 111H15V109H14ZM22 111H23V110H22ZM31 111H32V110H31ZM34 111H35V110H34ZM56 111H57V110H56ZM65 111H66V110H65ZM84 111H85V110H84ZM97 111H98V110H97ZM174 111H175V110H174ZM195 111H196V110H195ZM202 111H203V110H202ZM212 111H213V110H212ZM217 111H218V110H217ZM217 111H216V112H217ZM222 111H223V110H222ZM231 111H232V110H231ZM18 112H19V111H18ZM28 112H29V111H28ZM41 112H42V111H41ZM68 112H69V111H68ZM68 112H67V113H68ZM70 112H71V111H70ZM70 112H69V113H70ZM80 112H81V111H80ZM144 112H145V111H144ZM150 112H152V111H150ZM160 112H161V111H160ZM160 112H159V113H160ZM184 112H185V111H184ZM223 112H224V111H223ZM233 112H234V111H233ZM29 113H30V112H29ZM29 113H28V114H29ZM32 113H33V112H31V114H32ZM35 113H36V112H35ZM97 113H98V112H97ZM102 113H103V112H102ZM102 113H100V114H102ZM104 113H105V112H104ZM104 113H103V114H104ZM116 113H117V111H116ZM129 113H130V112H129ZM137 113H138V112H137ZM139 113H140V112H139ZM211 113H213V112H211ZM225 113H226V112H225ZM227 113H228V112H227ZM3 114H4V113H3ZM28 114H27V115H28ZM47 114H48V113H47ZM47 114H45V115L47 116ZM49 114H50V113H49ZM49 114H48V115H49ZM71 114H72V113H71ZM106 114H107V113H106ZM123 114H125V113H123ZM134 114H135V113H134ZM178 114H179V113H178ZM186 114H187V113H186ZM188 114H189V113H188ZM199 114H200V113H199ZM203 114H204V113H203ZM203 114H201V115H203ZM213 114H214V113H213ZM229 114H231V112H230ZM250 114H251V113H250ZM9 115H10V114H9ZM11 115H12V114H11ZM11 115H10V116H11ZM21 115H22V114H21ZM85 115H86V114H85ZM85 115H84V116H85ZM116 115H117V114H116ZM131 115H132V113H131ZM156 115H157V113H156ZM189 115H190V114H189ZM197 115H198V114H197ZM207 115H210V114L207 113ZM214 115H215V114H214ZM221 115H222V113H221ZM225 115H226V114H225ZM4 116H5V115H4ZM4 116H3V117H4ZM32 116H33V115H32ZM35 116H36V115H35ZM42 116H43V115H42ZM67 116H68V115H67ZM73 116H74V115H73ZM87 116H88V115H87ZM98 116H99V115H98ZM105 116H106V115H105ZM113 116H114V115H113ZM118 116H119V115H118ZM173 116H174V115H173ZM187 116H188V115H187ZM187 116H186V117H187ZM193 116H194V115H193ZM193 116H192V117H193ZM198 116H200V115H198ZM211 116H212V115H211ZM219 116H220V115H219ZM226 116H227V115H226ZM228 116H229V115H228ZM231 116H232V114H231ZM231 116H229V117H231ZM245 116H246V115H245ZM261 116H262V115H261ZM24 117H25V116H24ZM30 117H31V116H30ZM107 117H108V116H107ZM114 117H115V116H114ZM128 117H129V116H128ZM153 117H154V116H153ZM175 117H176V116H175ZM184 117H185V116H184ZM184 117H183V118H184ZM186 117H185V118H186ZM221 117H222V116H221ZM234 117H235V115H234ZM18 118H19V117H18ZM44 118H45V117H44ZM54 118H55V117H54ZM116 118H117V117H116ZM131 118H132V117H131ZM166 118H167V117H166ZM166 118H165V119H166ZM204 118H205V117L203 116V119H204ZM206 118H207V116H206ZM218 118H219V117H218ZM262 118H263V117H262ZM32 119H33V118H32ZM34 119H35V118H34ZM34 119H33V120H34ZM76 119H77V118H76ZM85 119H86V118H85ZM90 119H91V118H90ZM106 119H107V118H106ZM112 119H113V118H112ZM112 119H111V121H112ZM121 119H122V118H121ZM153 119H155V118H153ZM174 119H175V118H174ZM251 119H252V118H251ZM263 119H264V118H263ZM263 119H262V120H263ZM7 120H8V119H7ZM23 120H24V119H23ZM29 120H30V119H29ZM41 120H42V119H41ZM103 120H104V119H103ZM108 120H109V119H108ZM108 120H107V122H108ZM113 120H114V119H113ZM117 120H118V119H117ZM178 120H179V119H178ZM215 120H216V119H214V121H215ZM228 120H229V119H228ZM231 120H232V119H231ZM231 120H230V121H231ZM260 120H261V119H260ZM4 121H5V120H4ZM63 121H64V120H63ZM65 121H66V120H65ZM70 121H71V120H70ZM74 121H75V120H74ZM78 121H79V119H78ZM97 121H98V120H97ZM109 121H110V120H109ZM125 121H126V120H125ZM127 121H128V119H127ZM155 121H156V120H155ZM167 121H168V119H167ZM184 121H185V120H184ZM188 121H189V119H188ZM190 121H191V119H190ZM192 121H193V120H192ZM196 121H198V120H196ZM205 121H206V120H205ZM209 121H210V120H209ZM249 121H250V120H249ZM256 121H257V120H256ZM10 122H11V121H10ZM32 122H34V121H32ZM43 122H44V121H43ZM43 122H42V123H43ZM56 122H57V121H56ZM61 122H62V121H61ZM82 122H83V121H82ZM89 122H90V121H89ZM132 122H133V121H132ZM143 122H144V121H143ZM147 122H148V120H147ZM149 122H150V120H149ZM156 122H157V121H156ZM185 122H186V121H185ZM193 122H194V121H193ZM219 122H220V120H219ZM231 122H232V121H231ZM231 122H229V123H231ZM245 122H246V121H245ZM245 122H242V123L245 124ZM19 123H20V122H19ZM19 123H17V124H19ZM25 123H26V122H25ZM28 123H29V122H28ZM36 123H37V125H38V122H36ZM48 123H49V122H48ZM71 123H72V122H71ZM86 123H87V122H86ZM97 123H98V122H97ZM111 123H112V122H111ZM116 123H117V122H116ZM197 123H198V122H197ZM197 123H196L195 125H198ZM14 124H15V123H14ZM29 124H33V123H29ZM45 124H46V123H45ZM45 124H44V125H45ZM62 124H63V122H62ZM72 124H73V123H72ZM98 124H100V123H98ZM102 124H103V123H102ZM112 124H113V123H112ZM127 124H128V123H127ZM129 124H130V123H129ZM147 124H148V123H147ZM166 124H167V123H166ZM170 124H171V123H170ZM191 124H192V122H191ZM191 124H190V125H191ZM203 124H204V123H203ZM209 124H210V123H209ZM221 124H222V123H221ZM225 124H226V123H225ZM244 124H243V125H244ZM249 124H250V123H249ZM255 124H256V123H255ZM48 125H49V124H48ZM57 125H58V124H57ZM123 125H124V124H123ZM130 125H131V124H130ZM132 125H133V124H132ZM148 125H149V124H148ZM148 125H146V126H148ZM158 125H159V124H158ZM158 125H157V126H158ZM190 125H189V126H190ZM206 125H207V124H205V126H206ZM257 125H258V124H257ZM0 126H1V125H0ZM7 126H8V125H7ZM24 126H25V125H24ZM34 126H35V125H34ZM42 126H43V125H42ZM55 126H56V125H55ZM83 126H84V125H83ZM99 126H100V125H99ZM101 126H102V125H101ZM120 126H121V125H120ZM128 126H129V125H128ZM177 126H178V125H177ZM189 126H188V128H189ZM198 126H199V125H198ZM211 126H212V125H211ZM216 126H217V125H216ZM240 126H241V125H240ZM240 126H239V127H240ZM247 126H248V125H247ZM247 126H246V127H247ZM251 126H253V125H251ZM261 126H262V125H261ZM21 127H22V126H21ZM35 127H36V126H35ZM39 127H41V126H39ZM46 127H47V125H46ZM75 127H76V126H75ZM135 127H137V126H135ZM139 127H140V126H139ZM191 127H192V126H191ZM194 127H195V126H194ZM196 127H197V126H196ZM209 127H210V126H209ZM227 127H228V126H227ZM246 127H245V128H246ZM17 128H18V127H17ZM17 128H16V129H17ZM48 128H49V126H48ZM48 128H46V129H48ZM60 128H61V127H60ZM179 128H180V127H179ZM182 128H183V127H182ZM186 128H187V127H186ZM192 128H193V127H192ZM202 128H203V127H202ZM211 128H212V127H211ZM237 128H238V127H237ZM237 128H236V129H237ZM249 128H250V127H249ZM23 129H24V128H23ZM41 129H42V127H41ZM53 129H54V128H53ZM56 129H57V128H56ZM77 129H78V128H77ZM83 129H84V128H83ZM120 129H121V128H120ZM145 129H146V128H145ZM197 129H198V128H197ZM236 129H235V130H236ZM242 129H243V128H242ZM27 130H28V129H27ZM68 130H69V128H68ZM73 130H74V128H73ZM153 130H154V129H153ZM163 130H164V129H163ZM163 130H162V131H163ZM169 130H170V129H169ZM191 130H192V129H191ZM193 130H194V129H193ZM202 130H203V129H202ZM243 130H245V129H243ZM246 130H247V128H246ZM16 131H17V130H16ZM79 131H80V130H79ZM99 131H101V130H99ZM111 131H113V130L111 129ZM128 131H129V130H128ZM135 131H136V130H135ZM140 131H141V130H140ZM142 131H143V130H142ZM150 131H151V130H150ZM183 131H185V130H183ZM194 131H195V130H194ZM210 131H211V130H210ZM220 131H221V129H220ZM238 131H239V130H238ZM247 131H248V130H247ZM249 131H250V130H249ZM249 131H248V133H249ZM256 131H257V130H256ZM4 132H5V131H4ZM31 132H32V131H31ZM77 132H78V131H77ZM126 132H127V131H126ZM133 132H134V131H133ZM175 132L177 133V131H175ZM189 132H190V130H189ZM195 132H196V131H195ZM202 132H203V131H202ZM211 132H212V131H211ZM217 132H218V131H217ZM229 132H230V131H228V133H229ZM251 132H252V130H251ZM8 133H10V132H8ZM14 133H15V132H14ZM21 133H23V132H21ZM21 133H20V134H21ZM43 133H44V132H43ZM48 133H49V132H48ZM67 133H68V132H67ZM67 133H66V134H67ZM80 133H81V131H80ZM110 133H111V132H110ZM116 133H117V132H116ZM129 133H130V132H129ZM137 133H138V132H137ZM143 133H144V132H143ZM184 133H185V132H184ZM212 133H213V132H212ZM240 133H241V132H240ZM240 133H238V134H240ZM248 133H247V134H248ZM261 133H262V132H261ZM33 134H35V133H33ZM33 134H32V135H33ZM75 134H76V132H75ZM88 134H89V133H88ZM96 134H97V133H96ZM111 134H112V133H111ZM123 134H124V133H123ZM135 134H136V132H135ZM162 134H163V133H162ZM170 134H171V133H170ZM174 134H175V133H174ZM181 134H182V133H181ZM187 134H188V133H186L185 135H187ZM189 134H191V133H189ZM193 134H194V133H193ZM197 134H199V133H197ZM204 134H205V133H204ZM213 134H214V133H213ZM235 134H237V133H235ZM235 134H234V135H235ZM238 134H237V135H238ZM241 134H242V133H241ZM241 134H240V135H241ZM53 135H54V134H53ZM70 135H71V134H70ZM80 135H81V134H80ZM86 135H87V134H86ZM90 135H91V134H89V136H90ZM93 135H95V134L93 133ZM106 135H108V134H106ZM159 135H160V134H159ZM175 135H176V134H175ZM191 135H192V134H191ZM199 135H200V134H199ZM208 135H209V133H208ZM240 135H239V136H240ZM249 135H250V134H249ZM249 135H248V136H249ZM259 135H260V134H259ZM54 136H55V135H54ZM77 136H78V135H77ZM84 136H85V134H84ZM97 136H98V135H97ZM130 136H131V135H130ZM139 136H140V134H139ZM200 136L202 137V135H200ZM204 136H205V135H204ZM217 136H218V135H217ZM230 136H231V134H230ZM251 136H252V135H251ZM5 137H6V136H5ZM8 137H10V136H8ZM18 137H19V134H18ZM75 137H76V135H75ZM78 137H79V136H78ZM98 137H99V136H98ZM126 137H128V135H127ZM146 137H147V136H146ZM173 137H174V136H173ZM176 137H177V136H176ZM178 137H179V136H178ZM178 137H177V138H178ZM181 137H182V136H181ZM184 137H185V136H184ZM184 137H182V138H184ZM233 137H234V136H233ZM241 137H243V136H241ZM241 137H240V138H241ZM11 138H12V136H11ZM21 138H22V136H21ZM25 138H26V137H25ZM32 138H33V137H32ZM41 138H42V137H41ZM56 138H57V137H56ZM56 138H55V139H56ZM65 138H66V136H65ZM90 138H91V137H90ZM94 138H95V137H94ZM107 138H108V137H107ZM134 138H136V137H134ZM197 138H198V135H197ZM206 138H207V137H206ZM209 138H210V137H209ZM209 138H208V139H209ZM250 138H251V137H250ZM256 138H257V137H256ZM5 139H6V138H5ZM38 139H39V138H38ZM69 139H70V138H69ZM69 139H68V140H69ZM99 139H100V138H99ZM103 139H104V138H103ZM110 139H111V138H110ZM129 139H130V138H129ZM151 139H152V138H151ZM166 139H167V138H166ZM189 139H190V137H189ZM191 139H192V136H191ZM204 139H205V138H204ZM228 139H229V138H228ZM15 140H16V139H15ZM17 140H18V139H17ZM21 140H22V139H21ZM31 140H33V139H31ZM40 140H41V139H40ZM64 140H65V139H64ZM71 140H72V139H71ZM94 140H96V139H94ZM168 140H171V139H168ZM181 140H182V139H181ZM187 140H188V137H187ZM200 140H201V139H200ZM211 140H212V139H211ZM250 140H251V139H250ZM1 141H2V140H1ZM7 141H8V140H7ZM12 141H13V139H12ZM51 141H52V140H51ZM53 141H54V140H53ZM57 141H58V140H57ZM65 141H66V140H65ZM65 141H64V142H65ZM79 141H80V140H79ZM87 141H88V140H87ZM102 141H103V140H102ZM137 141H138V140H137ZM137 141H136V142H137ZM189 141H190V140H189ZM212 141H213V140H212ZM215 141H216V139H215ZM245 141H246V140H245ZM8 142H9V141H8ZM24 142H25V141H24ZM27 142H28V141H27ZM64 142H63V143H64ZM81 142H82V140H81ZM85 142H86V141H84V143H85ZM132 142H134V140H132ZM145 142H146V141H145ZM164 142H165V141H164ZM175 142H176V141H175ZM180 142H182V141H180ZM224 142H225V141H224ZM224 142H223V143H224ZM261 142H262V141H261ZM40 143H42V142H40ZM40 143H39V144H40ZM55 143H56V141H55ZM59 143H60V142H59ZM74 143H75V142H74ZM76 143H77V142H76ZM84 143H83V144H84ZM120 143H121V142H120ZM170 143H171V142H170ZM188 143H189V142H188ZM235 143H237V142H235ZM248 143H249V142H248ZM3 144H4V143H3ZM22 144H24V143L22 142ZM34 144H35V143H34ZM46 144H47V143H46ZM52 144H53V143H52ZM56 144H58V143H56ZM61 144H62V143H61ZM83 144H82V145H83ZM113 144H114V143H113ZM125 144H126V143H125ZM131 144H132V143H131ZM139 144H140V142H139ZM142 144H143V143H142ZM146 144H147V143H146ZM200 144H201V143H200ZM217 144H218V143H217ZM5 145H6V144H5ZM54 145H55V144H54ZM74 145H75V144H74ZM95 145H96V143H95ZM134 145H135V144H134ZM134 145H133V146H134ZM137 145H138V144H137ZM10 146H11V145H10ZM14 146H15V145H14ZM33 146H34V145H33ZM35 146H36V145H35ZM63 146H64V145H63ZM63 146H62V148H63ZM87 146H89V145H87ZM104 146H105V145H104ZM142 146H143V145H142ZM144 146H145V145H144ZM152 146H153V145H152ZM160 146H161V145H160ZM185 146H186V145H185ZM12 148H13V145H12ZM55 148H56V145H55ZM60 148H61V146H60ZM128 148H129V146H128ZM134 148H135V146H134ZM138 148H139V146H138ZM138 148H137V149H138ZM175 148H176V146H175ZM9 149H10V148H9ZM19 149H20V148H19ZM21 149H22V148H21ZM32 149H33V148H32ZM35 149H36V148H35ZM43 149H44V148H43ZM58 149H59V148H58ZM80 149H81V148H80ZM89 149H91V146H90ZM89 149H88V150H89ZM108 149H109V146H108ZM141 149H142V148H141ZM194 149H195V148H194ZM202 149H203V148H202ZM223 149H224V148H223ZM5 150H6V148H5ZM56 150H57V148H56ZM59 150H60V149H59ZM84 150H85V149H84ZM97 150H98V149H97ZM134 150H135V149H134ZM180 150H181V149H180ZM196 150H197V149H196ZM238 150H239V149H238ZM238 150H237V151H238ZM7 151H9V150H7ZM27 151H28V150H27ZM29 151H30V150H29ZM44 151H45V150H44ZM61 151H62V150H61ZM63 151H64V149H63ZM77 151H78V150H77ZM82 151H83V150H82ZM92 151H93V150H92ZM92 151H91V152H92ZM94 151H95V150H94ZM98 151H99V150H98ZM116 151H117V150H116ZM121 151H122V150H121ZM127 151H128V150H127ZM135 151H136V150H135ZM5 152H6V151H5ZM58 152H59V151H58ZM110 152H112V151H110ZM110 152H109V153H110ZM128 152H129V151H128ZM260 152H261V151H260ZM9 153H10V151H9ZM15 153H16V152H15ZM22 153H23V152H22ZM46 153H47V152H46ZM65 153H66V152H65ZM75 153H76V152H75ZM80 153H81V152H80ZM80 153H78V154H80ZM82 153H83V152H82ZM87 153H88V152H87ZM102 153H103V152H102ZM102 153H101V154H102ZM105 153H106V152H105ZM173 153H174V152H173ZM179 153H180V152H179ZM237 153H238V152H237ZM240 153H241V152H240ZM242 153H243V152H242ZM0 154H1V153H0ZM3 154H4V153H3ZM6 154H7V153H6ZM10 154H11V153H10ZM28 154H29V153H28ZM39 154H40V153H39ZM54 154H55V153H54ZM129 154H131V153H128L127 155H129ZM176 154H177V153H176ZM25 155H26V154H25ZM52 155H53V154H52ZM52 155H51V156H52ZM58 155H60V154H58ZM67 155H68V154H67ZM70 155H71V153H70ZM83 155H84V154H83ZM85 155H86V154H85ZM85 155H84V156H85ZM91 155H92V154H91ZM203 155H204V154H203ZM214 155H215V154H214ZM232 155H233V154H232ZM254 155H255V154H254ZM31 156H32V155H31ZM65 156H66V155H65ZM72 156H73V155H72ZM98 156H99V154H98ZM102 156H103V155H101L100 157H102ZM104 156H105V154H104ZM108 156H109V155H108ZM32 157H33V156H32ZM95 157H96V156H95ZM109 157H110V156H109ZM109 157H108V158H109ZM116 157H117V156H116ZM126 157H127V156H126ZM11 158H12V157H11ZM25 158H26V157H25ZM61 158H62V157H61ZM87 158H88V157H87ZM102 158H103V157H102ZM111 158H112V157H111ZM153 158H154V157H153ZM7 159H9V158H7ZM69 159H70V158H69ZM116 159H117V158H116ZM118 159H119V158H118ZM131 159H132V158H131ZM13 160H14V159H13ZM13 160H12V161H13ZM33 160H35V159H33ZM37 160H38V159H37ZM93 160H94V158H93ZM99 160H100V159H99ZM152 160H153V159H152ZM167 160H168V159H167ZM194 160H195V159H194ZM6 161H7V160H6ZM65 161H66V160H65ZM73 161H74V160H73ZM75 161H76V160H75ZM96 161H97V160H96ZM101 161H102V160H101ZM111 161H112V160H111ZM122 161H123V160H122ZM170 161H171V160H170ZM174 161H175V160H174ZM179 161H180V160H179ZM182 161H183V159H182ZM8 162H9V161H8ZM23 162H25V161H23ZM45 162H46V161H45ZM53 162H54V160H53ZM57 162H58V161H57ZM69 162H70V160H69ZM78 162H79V161H78ZM89 162H91V161H89ZM105 162H106V161H105ZM116 162H117V161H116ZM156 162H157V161H156ZM187 162H188V161H187ZM187 162H186V163H187ZM254 162H255V161H254ZM5 163H6V162H5ZM13 163H14V162H13ZM29 163H30V162H29ZM32 163H33V162H32ZM55 163H56V162H55ZM70 163H72V160H71ZM74 163H75V162H74ZM107 163H108V162H107ZM122 163H123V162H122ZM124 163H125V162H124ZM124 163H123V164H124ZM126 163H127V162H126ZM129 163H130V162H129ZM132 163H133V162H132ZM169 163H170V162H169ZM177 163H178V162H177ZM180 163H181V162H180ZM8 164H9V163H8ZM15 164H16V163H15ZM15 164H14V165H15ZM47 164H48V163H47ZM66 164H67V163H66ZM100 164H101V163H100ZM123 164H122V165H123ZM148 164H149V163H148ZM187 164H188V163H187ZM6 165H7V164H6ZM31 165H32V164H31ZM63 165H64V164H63ZM63 165H62L61 167H63ZM80 165H81V163H80ZM94 165H95V164H94ZM94 165H93V166H94ZM98 165H99V164H98ZM101 165H102V164H101ZM101 165H100V166H101ZM126 165H127V164H126ZM0 166H2V164H1ZM4 166H5V165H4ZM22 166H23V165H22ZM96 166H97V165H95V167H96ZM109 166H110V164H109ZM174 166H175V165H174ZM12 167H13V166H12ZM18 167H19V166H18ZM20 167H21V166H20ZM46 167H47V166H46ZM68 167H69V166H68ZM81 167H82V166H81ZM115 167H116V166H115ZM181 167H182V166H181ZM261 167H262V166H261ZM4 168H5V167H4ZM83 168H84V167H83ZM102 168H103V167H102ZM5 169H6V168H5ZM23 169H24V167H23ZM34 169H35V168H34ZM39 169H40V168H39ZM48 169H49V168H48ZM52 169H53V168H52ZM103 169H104V168H103ZM105 169H106V168H105ZM122 169H123V168H122ZM122 169H121V170H122ZM187 169H188V168H187ZM36 170H37V167H36ZM117 170H118V168H117ZM117 170H116V171H117ZM180 170H181V169H180ZM242 170H243V169H242ZM91 171H92V170H91ZM110 171H111V170H110ZM110 171H109V172H110ZM119 171H120V170H119ZM125 171H126V169H125ZM125 171H124V174H125ZM166 171H167V170H166ZM172 171H173V170H172ZM193 171H194V170H193ZM230 171H231V170H230ZM5 172H6V171H5ZM22 172H23V171H22ZM35 172H36V171H35ZM71 172H72V171H71ZM104 172H105V171H104ZM155 172H156V171H155ZM173 172H175V171H173ZM190 172H191V171H190ZM262 172H263V171H262ZM1 173H2V171H1ZM23 173H24V172H23ZM33 173H34V172H33ZM97 173H98V172H97ZM100 173H101V172H100ZM122 173H123V172H122ZM195 173H196V172H195ZM27 174H28V173H27ZM60 174H61V173H60ZM102 174H103V173H102ZM110 174H111V173H110ZM163 174H164V173H163ZM163 174H162V175H163ZM176 174H177V173H176ZM193 174H194V173H193ZM200 174H201V173H200ZM19 175H20V174H19ZM50 175H51V174H50ZM87 175H89V174H87ZM108 175H109V174L107 173V176H108ZM162 175H161V176H162ZM164 175H165V174H164ZM177 175H178V174H177ZM183 175H184V174H183ZM231 175H232V174H231ZM74 176H75V175H74ZM103 176H104V175H103ZM114 176H115V175H114ZM114 176H113V177H114ZM118 176H119V175H118ZM195 176H196V175H195ZM2 177H3V176H1V178H2ZM6 177H7V176H6ZM33 177H34V176H33ZM49 177H50V176H49ZM52 177H53V176H52ZM55 177H56V176H55ZM57 177H58V176H57ZM57 177H56V178H57ZM67 177H68V176H67ZM76 177H77V176H76ZM109 177H110V175H109ZM113 177H112V178H113ZM123 177H124V175H123ZM159 177H160V176H159ZM184 177H185V176H184ZM189 177H190V176H189ZM22 178H23V176H22ZM63 178H64V177H63ZM78 178H79V177H78ZM87 178H88V177H87ZM110 178H111V177H110ZM119 178L121 179L122 177H119ZM136 178H137V177H136ZM163 178H164V177H163ZM178 178H179V177H178ZM205 178H206V177H205ZM4 179H5V178H4ZM6 179H7V178H6ZM12 179H13V178H12ZM20 179H21V178H20ZM51 179H52V178H51ZM88 179H89V178H88ZM103 179H105V178H103ZM103 179H102V180H103ZM107 179H108V178H107ZM157 179L159 180V178H157ZM160 179H161V178H160ZM171 179H172V178H171ZM213 179H214V178H213ZM31 180H32V179H31ZM33 180H34V179H33ZM72 180H73V179H72ZM85 180H86V179H85ZM90 180H91V179H90ZM93 180H94V179H93ZM93 180H92V181H93ZM115 180H116V179H115ZM115 180H114V178H113V181H115ZM173 180H174V179H173ZM3 181H4V180H3ZM19 181H20V180H19ZM25 181H26V180H25ZM59 181H60V180H59ZM63 181H64V180H63ZM80 181H81V180H80ZM80 181H78V182H80ZM109 181H111V180H109ZM170 181H171V180H170ZM195 181H196V180H195ZM13 182H14V181H13ZM28 182H29V181H28ZM34 182H35V181H34ZM70 182H72V181H70ZM87 182H88V181H87ZM95 182H96V181H94V182H91V181H90V183H88L87 185L83 186L81 189H78V190L76 189V192L72 193V194L69 196L68 199L66 198V203H63V202H62L63 205L60 204V206L58 207V211H57V214H56V215H57V216H58V215H61V216H62L63 213H64V210H65V208H64V207H65L64 204L68 206V204L70 205L69 201H70V202H73V201L77 200L78 198L80 199V196L83 197V195H84L85 193L87 194L88 192H90V191L92 190V187H95V185H94ZM100 182H101V181H100ZM104 182H105V181H103V183H104ZM154 182H155V181H154ZM163 182H165V180H164ZM166 182H167V181H166ZM166 182H165V183H166ZM181 182H182V181H181ZM208 182H209V181H208ZM22 183H23V182H22ZM59 183H60V182H59ZM68 183H69V182H68ZM85 183H86V181H85ZM103 183H102V184H103ZM109 183H110V182H109ZM117 183H119V180H118ZM120 183H121V182H120ZM159 183H160V182H159ZM191 183H192V182H191ZM4 184H6V183H4ZM19 184H20V183H19ZM99 184H100V183H99ZM107 184H108V183H107ZM115 184H116V183H115ZM195 184H196V183H195ZM202 184H203V183H202ZM8 185H9V183H8ZM71 185H72V183H71ZM71 185H70V186H71ZM156 185L159 186V184H156ZM168 185H169V184H168ZM219 185H220V184H219ZM2 186H3V185H2ZM32 186H33V184H32ZM57 186H58V185H57ZM105 186H106V184H105ZM107 186H108V185H107ZM111 186H112V185H111ZM111 186H110V187H111ZM116 186L118 187L119 185H116ZM170 186H171V185H170ZM199 186H200V185H199ZM261 186H262V185H261ZM7 187H8V186H7ZM7 187H6V188H7ZM13 187H14V186H12V188H13ZM24 187H25V186H24ZM54 187H55V186H54ZM73 187H74V183H73ZM96 187H98V185H97ZM114 187H115V186H114ZM1 188H2V187H1ZM4 188H5V187H4ZM15 188H16V187H15ZM18 188H19V187H18ZM26 188H27V186H26ZM51 188H52V187H51ZM78 188H79V187H78ZM98 188H100V187H98ZM104 188H105V187H104ZM152 188H153V187H152ZM19 189H21V188H19ZM38 189H39V188H38ZM38 189H37V190H38ZM55 189H56V187H55ZM68 189H69V188H68ZM90 189H91V190H90ZM111 189H112V188H110V190H111ZM115 189H116V188H115ZM115 189H114V190H115ZM117 189H118V188H117ZM196 189H197V188H196ZM11 190H12V189H11ZM61 190H62V189H61ZM97 190H98V189H97ZM101 190H102V189H101ZM101 190H100V192H101ZM119 190H120V189H119ZM119 190H118V191H119ZM143 190H144V189H143ZM148 190H149V189H148ZM246 190H247V189H246ZM3 191H4V190H3ZM93 191H94V190H93ZM98 191H99V190H98ZM103 191H104V189H103ZM105 191H106V189H105ZM154 191H155V190H154ZM11 192H13V191H11ZM14 192H15V191H14ZM24 192H25V191H24ZM42 192H43V191H42ZM46 192H47V191H46ZM53 192H54V191H53ZM122 192H123V191H122ZM43 193H44V192H43ZM43 193H42V194H43ZM69 193H70V190H69ZM91 193H92V192H91ZM91 193H90V194H91ZM93 193H94V192H93ZM97 193H98V192H97ZM105 193H106V192H105ZM115 193H116V192H115ZM115 193H113V194H115ZM0 194H2V192H1ZM14 194H15V193H14ZM16 194H17V192H16ZM19 194H20V191H19ZM31 194H32V193H31ZM39 194H40V193H39ZM52 194H53V193H52ZM66 194H67V193H66ZM90 194H89V195H90ZM95 194H96V192H95ZM95 194H94V195H95ZM107 194H108V193H107ZM234 194H235V193H234ZM10 195H11V194H10ZM22 195H23V194H22ZM32 195H33V194H32ZM43 195H44V194H43ZM50 195H51V194H50ZM87 195H88V194H87ZM99 195H102V193L99 194ZM108 195H109V194H108ZM111 195H112V193L110 194V196H111ZM117 195H118V194H117ZM120 195H121V194H120ZM141 195H142V194H141ZM20 196H21V195H20ZM65 196H67V195H65ZM95 196H96V195H95ZM95 196H94V197H95ZM106 196H107V195H106ZM178 196H179V195H178ZM3 197H4V196H3ZM6 197H7V196H6ZM10 197H11V196H10ZM16 197H18V196H16ZM41 197H42V196H41ZM47 197L50 198L49 196H47ZM51 197H55V195H54V196H51ZM67 197H68V196H67ZM100 197H102V196H100ZM114 197H115V196H114ZM165 197H166V196H165ZM176 197H177V196H176ZM14 198H15V197H14ZM63 198H64V197H63ZM83 198H84V197H83ZM111 198H112V197H111ZM16 199H17V198H16ZM16 199H15V202H16ZM26 199H27V198H26ZM35 199H36V198H35ZM96 199H98V198H96ZM104 199H105V198H104ZM107 199H108V198H107ZM107 199H106V200H107ZM109 199H110V198H109ZM201 199H202V198H201ZM5 200H6V199H5ZM7 200H9V199H7ZM11 200H12V198H11ZM54 200L56 201V199H54ZM60 200H61V199H60ZM81 200H82V199H81ZM84 200H86V199H84ZM100 200H101V198H100ZM110 200H111V199H110ZM119 200H120V199H119ZM29 201H30V200H29ZM55 201H54V203H55ZM90 201H92V200H90ZM96 201H97V200H96ZM104 201H105V200H104ZM104 201H101V202H102V203H106V202H104ZM115 201H116V200H115ZM212 201H213V200H212ZM9 202H10V201H9ZM9 202H8V203H9ZM15 202H14V203H15ZM92 202H93V201H92ZM94 202H95V201H94ZM98 202H99V201H98ZM98 202H97V203H98ZM101 202H100V203H101ZM3 203H4V202H3ZM21 203H22V201H21ZM34 203H35V202H34ZM34 203H33V204H34ZM39 203H40V202H39ZM42 203H43V202H42ZM45 203H46V202H45ZM52 203H53V200H52ZM67 203H68V204H67ZM111 203H112V201H111ZM118 203H119V202H118ZM46 204H47V203H46ZM46 204H45V205H46ZM75 204H76V203H75ZM75 204H74V205H75ZM81 204H83V203H81ZM86 204H87V203H86ZM86 204H85V205H86ZM89 204H90V203H89ZM89 204H88V205H89ZM119 204H120V203H119ZM1 205H2V204H1ZM3 205H4V204H3ZM6 205H7V204H6ZM8 205H10V204H8ZM8 205H7V206H8ZM13 205H14V204H13ZM24 205H25V204H24ZM37 205H38V204H37ZM41 205H42V204H41ZM53 205H54V204H53ZM58 205H59V204H58ZM98 205H99V204H98ZM108 205H109V204H108ZM131 205H132V204H131ZM16 206H17V204H16ZM20 206H21V205H20ZM25 206H26V205H25ZM30 206H33V205L30 204ZM81 206H82V205H81ZM90 206H92V205L90 204ZM94 206H95V205H94ZM111 206H112V205H111ZM148 206H149V205H148ZM194 206H195V205H194ZM22 207H23V206H22ZM27 207H28V206H27ZM86 207H88V206H86ZM86 207H85V208H86ZM103 207H104V205H103ZM113 207H115V205H114ZM116 207H117V208H118V207H121V205H118V204H117ZM164 207H165V206H164ZM15 208H16V207H15ZM15 208H14V209H15ZM17 208H18V206H17ZM45 208H46V207H45ZM49 208H51V207H49ZM53 208H54V207H53ZM73 208H74V207H73ZM75 208H76V206H75ZM132 208H133V207H132ZM170 208H171V207H170ZM176 208H177V207H176ZM194 208H195V207H194ZM197 208H198V207H197ZM205 208H206V207H205ZM258 208H259V207H258ZM21 209H24V208H21ZM31 209H32V207H31ZM69 209H70V208H69ZM71 209H72V207H71ZM95 209H96V208H95ZM100 209H101V206H100ZM103 209H104V208H103ZM112 209H113V208H110V210H112ZM173 209H175V208H173ZM195 209H196V208H195ZM19 210H20V208H19ZM25 210H26V209H25ZM27 210H28V209H27ZM37 210H38V208H37ZM78 210H79V209H78ZM80 210H82V208H81ZM108 210H109V209H108ZM110 210H109V211H110ZM118 210H119V209H118ZM135 210H136V209H135ZM10 211H11V210H10ZM85 211H86V210H85ZM92 211H93V210H92ZM101 211H103V210H101ZM106 211H107V210H106ZM179 211H180V210H179ZM188 211H189V210H188ZM201 211H202V210H201ZM34 212H35V211H34ZM38 212H40V210H38ZM51 212H52V211H51ZM93 212H94V211H93ZM95 212H96V211H95ZM95 212H94V213H95ZM115 212H116V211H115ZM135 212H136V211H135ZM193 212H194V211H193ZM193 212H192V213H193ZM209 212H210V211H209ZM3 213H4V212H3ZM5 213H7V212L5 211ZM12 213H13V211H12ZM25 213H26V212H25ZM43 213H44V212H43ZM67 213H68V212H67ZM104 213H105V212H104ZM109 213H110V212H109ZM116 213H117V212H116ZM116 213H115V214H116ZM120 213H121V212H120ZM137 213H138V212H137ZM65 214H66V213H65ZM70 214H71V213H70ZM70 214H69V215H70ZM72 214H73V213H72ZM82 214H83V212H82ZM86 214H87V213H86ZM95 214H96V213H95ZM112 214H113V213H111V215H112ZM194 214L196 215V213H194ZM194 214H191V213H190V215H194ZM220 214H221V213H220ZM18 215H19V212H18ZM75 215H76V213H75ZM99 215L102 216V214H99ZM179 215H180V214H179ZM8 216H9V215H8ZM29 216H30V215H28L27 217H29ZM33 216L35 217V215H33ZM39 216H40V215H39ZM45 216H46V215H45ZM49 216H50V214H49ZM64 216H65V215H64ZM79 216H81L80 213H79ZM107 216H109V215H107ZM107 216H106V217H107ZM120 216H121V215H120ZM120 216H119V217H120ZM133 216H134V215H133ZM137 216H138V215H137ZM169 216H170V215H169ZM3 217H4V216H3ZM16 217H18V216H16ZM42 217H43V216H42ZM47 217H48V215H47ZM51 217H52V216H51ZM72 217H74V216L72 215ZM95 217H96V215H95ZM97 217H98V215H97ZM97 217H96V218H97ZM119 217H118V218H119ZM190 217H191V216H190ZM1 218H2V217H1ZM8 218H9V217H8ZM11 218H12V217H11ZM36 218H37V217H36ZM38 218H39V217H38ZM43 218H44V217H43ZM63 218H64V217H63ZM79 218H80V217H78L77 219H79ZM111 218H112V216H111ZM125 218H126V217H125ZM13 219H14V218H13ZM20 219H21V217H20ZM23 219H24V218H23ZM73 219H74V218H73ZM80 219H81V218H80ZM88 219H90V218H88ZM5 220H6V219H5ZM9 220H10V219H9ZM28 220H29V218H28ZM38 220H39V219H38ZM42 220H43V219H42ZM48 220L50 221V219H48ZM68 220H69V219H68ZM81 220H82V219H81ZM86 220H87V219H86ZM95 220H96V219H95ZM95 220H94V221H95ZM99 220H101V217H100ZM117 220H118V219H117ZM117 220H115V221H117ZM145 220H146V219H145ZM2 221H3V219H2ZM24 221H25V220H24ZM61 221H62V220L59 219V218H57V217H56V218L54 217V218L52 219V223L55 224L56 226H58V225L60 224V225L58 226L59 229H61V228H63V227L65 228L66 225L68 226V224H65V223H64V224H61ZM71 221H72V220H71ZM94 221H92V222H94ZM111 221H112V220H111ZM136 221H137V220H136ZM222 221H223V220H222ZM6 222H7V221H6ZM18 222H19V221H18ZM25 222H26V221H25ZM35 222H36V221H35ZM35 222H32V223L35 224ZM38 222H39V221H38ZM38 222H37V223H38ZM74 222H76V221H74ZM89 222H90V221H89ZM89 222H88V223H89ZM101 222H102V221H101ZM112 222H113V221H112ZM4 223H5V221H4ZM8 223H9V222H8ZM19 223H20V222H19ZM22 223H23V222H22ZM42 223H43V222H42ZM42 223H41V224H42ZM44 223H45V222H44ZM46 223H47V222H46ZM72 223H73V221H72ZM72 223H71V224H72ZM80 223H81V222H80ZM83 223H84V222H83ZM85 223H86V222H85ZM96 223H97V222H96ZM99 223H100V222H99ZM105 223H106V222H105ZM105 223H104V226H103V227L106 226ZM17 224H18V223H17ZM28 224H29V223H28ZM90 224H91V223H89V225H90ZM94 224H95V223H94ZM94 224H92V227L94 226ZM113 224H114V223H113ZM116 224H117V223H116ZM129 224H130V223H129ZM24 225H25V224H24ZM55 225H54V226H55ZM73 225H74V224H73ZM78 225H79V224H78ZM85 225H86V224H85ZM102 225H103V224H102ZM124 225H125V224H124ZM243 225H244V224H243ZM9 226L11 227V225H9ZM15 226H16V225H15ZM25 226H26V225H25ZM39 226H40V223L36 224V225L34 226V228H33L32 224L29 225L27 228L25 227V228H26V229L24 228L25 230H28V229H29L28 231H30V229H31V233H28V234H27V231H26V233L23 232L24 234H23V233H22V235L20 234L21 236H20V235H16L15 233H17V232L14 231L12 235L15 234L16 236L11 237V239H9V240H7V241H5V242L3 241L4 243H1V245H0V256H1V258H0V264H70V263L75 262L77 259H79V258H81V257H82V258L84 257V258L88 259V258H89V257H88L89 254L92 253V251H94V248L91 249V248H92V247H91L92 245L90 246L91 248H89L87 244H82V243L84 242L85 239H87L88 237L90 238V235H91V233L93 234V232H91V233H87V232L85 231V230H87V229L84 230V228H83V227L81 228V226H79V227H78V226L74 227V226H70V225H69V226H70L69 229L62 230L63 232H65L64 234H63V233H62V234H63V238H66V241H65V243H64L61 247H55V246L53 247V246H52V243H51V242H53V241L50 240L48 237H46L47 235L45 236V235H44L45 233H44V234L42 233V232H43V229H42L43 227H39ZM41 226H42V225H41ZM67 226H66V227H67ZM82 226H83V225H82ZM97 226H99L98 223H97ZM100 226H101V225H100ZM108 226L110 227V224H108ZM117 226H118V225H117ZM117 226H116V227H117ZM172 226H173V224H172ZM46 227H48V226H45V229H47ZM87 227H88V226H87ZM89 227H90V226H89ZM204 227H205V226H204ZM1 228H2V227H1ZM3 228H4V227H3ZM21 228H22V227H21V225H20V229H21ZM64 228H63V229H64ZM85 228H86V227H85ZM95 228H96V227H94V229H95ZM105 228H106V227H105ZM222 228H223V227H222ZM5 229H6V227H5ZM45 229H44V230H45ZM51 229H52V228H51ZM55 229H56V227H55ZM55 229H54V230H55ZM59 229H58V230H59ZM89 229H90V228H88V230H89ZM94 229H93V230H94ZM101 229H102V228H101ZM110 229H111V228H110ZM110 229H109V230H110ZM113 229H114V228H113ZM169 229H170V228H169ZM16 230H17V229H16ZM105 230H106V229H105ZM105 230H103V231H105ZM149 230H150V229H149ZM149 230H148V231H149ZM231 230H232V229H231ZM51 231H52V230H51ZM97 231H98V230H97ZM97 231H96V232H97ZM114 231H115V230H114ZM120 231H121V230H120ZM2 232H3V229H2ZM5 232H6V231H5ZM20 232H21V230H20ZM20 232H19V233H20ZM44 232H46V231H44ZM98 232H100V231H98ZM143 232H144V231H143ZM219 232H220V231H219ZM261 232H262V231H261ZM19 233H18V234H19ZM59 233H61V232H59ZM94 233H95V232H94ZM102 233H103V232H102ZM105 233H106V232H105ZM112 233H113V232H112ZM140 233H141V232H140ZM251 233H252V232H251ZM1 234H2V233H0V236H1ZM53 234H54V233H53ZM103 234H104V233H103ZM108 234H109V233H108ZM108 234H107L106 236H108ZM115 234H116V233H115ZM151 234H152V233H151ZM10 235H11V234H10ZM56 236H59V235H56ZM91 236H92V235H91ZM93 236H94V235H93ZM95 236H96V235H95ZM97 236H98V235H97ZM101 236H102V235H101ZM109 236L111 237V233H110ZM112 236H113V234H112ZM174 236H175V235H174ZM59 237H60V236H59ZM104 237H105V236H104ZM1 238H3V237L1 236ZM54 238H55V237H54ZM60 238H61V237H60ZM93 238H94V237H93ZM99 238H100V237H99ZM115 238H116V237H114L112 240H114ZM95 239H96V238H95ZM139 239H140V238H139ZM3 240H4V239H3ZM61 240H62V239H61ZM82 240H83V242H82ZM89 240H90V239H89ZM92 240H93V239H92ZM93 241H94V240H93ZM96 241H97V239L95 240V242H96ZM103 241H105V240H103ZM136 241H137V240H136ZM57 242H58V241H57ZM61 242H63V240H62ZM107 242H108V241H107ZM107 242H106V243H107ZM112 242H113V241H112ZM59 243H60V242H59ZM89 243H90V242H89ZM89 243H88V244H89ZM98 243H99V242H98ZM98 243H97V244H98ZM169 243H170V242H169ZM61 244H62V243H61ZM97 244H96V245H97ZM100 244H101V242H100ZM114 244H115V243H114ZM89 245H90V244H89ZM96 245H95V246H96ZM102 245H103V244H102ZM106 245H107V244H106ZM109 245H110V244H109ZM115 245H116V244H115ZM123 245H124V244H123ZM258 245H259V244H258ZM99 246H101V245H99ZM104 246H105V245H104ZM77 247L79 248V250H78V251L76 250V252H78L77 255H79V256L76 257V255H75V257H72V259L68 260V259L65 257V256L67 255V253L70 254V251L73 253V250L76 249ZM112 247H113V246H112ZM101 248H103V247H101ZM98 249H99V248H98ZM105 249H108V248H105ZM111 249H112V248H111ZM234 249H235V248H234ZM259 249H260V248H259ZM108 250H109V249H108ZM116 250H117V249H116ZM116 250L114 249L115 253H116ZM103 251H105V250H103ZM239 251H240V250H239ZM250 251H251V250H250ZM111 252H112V251H111ZM219 252H220V251H219ZM232 252H234V251H232ZM245 252H246V251H245ZM115 253L113 252V254H115ZM117 253H118V252H117ZM187 253H188V252H187ZM94 254H96V253L94 252ZM98 254H99V252H98ZM98 254H97V255H98ZM253 254H254V253H253ZM70 255H71V254H70ZM91 255H92V254H91ZM97 255H96V256H97ZM109 255H111V254H109ZM206 255H207V254H206ZM2 256H4V257H2ZM93 256H94V255H93ZM99 256H102V255L100 254ZM99 256H98V257H99ZM105 256H106V255H105ZM105 256H104V257H105ZM117 256H118V255H117ZM94 257H95V256H94ZM98 257H97V260H98ZM104 257L102 256V258H104ZM110 257L112 258V256H110ZM185 257H186V256H185ZM44 258H45V259H44ZM82 258H81V259H82ZM111 258H110V259H111ZM90 259H91V258H90ZM95 259H96V258H95ZM110 259H109V261H112V260H110ZM119 259H120V258H119ZM247 259H248V258H247ZM83 260H84V259H83ZM88 260H89V259H88ZM106 260H107V259H106ZM106 260H105V261H106ZM93 261H94V260H93ZM93 261H92V263H93ZM95 261H96V260H95ZM98 261H100V260H98ZM98 261H97V262H98ZM102 261H103V259H102ZM113 261H114V260H113ZM117 261H119V260H117ZM253 261H254V260H253ZM253 261H252V262H253ZM87 262H88V261H87ZM161 262H162V261H161ZM79 263H80V262H79ZM85 263H86V262H85ZM92 263H91V264H92ZM108 263H109V262H108ZM108 263H107V264H108ZM187 263H188V262H187ZM73 264H74V263H73ZM97 264H98V263H97ZM104 264H105V263H104ZM111 264H112V263H111ZM114 264H115V263H114ZM244 264H245V263H244Z\"/></svg>", "mask_w": 264, "mask_h": 264}]
</instances>
